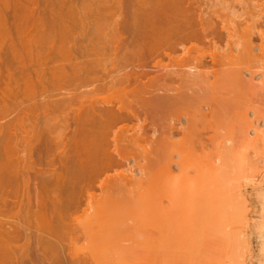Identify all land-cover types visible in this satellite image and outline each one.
<instances>
[{
  "label": "rangeland",
  "instance_id": "374dc122",
  "mask_svg": "<svg viewBox=\"0 0 264 264\" xmlns=\"http://www.w3.org/2000/svg\"><path fill=\"white\" fill-rule=\"evenodd\" d=\"M4 1V2H3ZM8 1V2H7ZM20 1V2H19ZM34 2V3H32V2ZM49 1V2H48ZM58 1V2H57ZM59 1H61V2H59ZM63 1L65 2V0H18V1H14V0H1L0 1V19H2L1 18V16L2 15H6L7 16V21H4V20H6V19H2L6 24H7V22H8V24H7V26L9 25V28L7 27V30L9 31L8 32V34H6V35H8L7 37V39L6 40H8L7 42H6V40L5 41H1V38L2 37H0V53L2 52V53H6L7 51H8V47H10V45H11V43H12V45H13V48L14 49H16L17 51H19V50H21V49H23L24 47L27 49L28 47H26V46H23V48H22V45L20 46V44L21 43H23V42H20L19 43V41H22L21 40V36H22V38H24L23 36H25V35H27V37L29 38V37H31V38H29V40H31V42H29V44L30 43H33L32 41L34 40H36V42L35 43H33V44H30L31 46H32V49H27L28 51H33L34 53V57H33V54L31 55L32 56V58L31 57H29V58H31V60L32 59H34L35 61L36 60H38V62H39V65L40 64H42L41 66H39L38 65V63H37V61L35 62L34 60V64H37V67H36V65H34L33 64V61H32V65H34L36 68H37V70L39 71H43V69H44V72L43 73H45V74H42L41 73V75H44V76H47V77H44L43 78V80L41 79V80H39L38 79V77H37V72H36V70L34 71V72H36V73H34V72H32V69L34 68V66L33 67H31V62H30V59L29 58H27V55L28 54H22V53H19L20 55H21V57H22V59H20V60H18V61H15L14 63L17 65H15V64H11L10 66H12V65H14L13 67H12V69L14 68V67H17L16 68V70L18 69V73H20V75L16 72V75H14V77H13V79H14V81H13V83H12V86H11V93H10V95L8 96V97H10V98H8V99H10V100H7L8 101V104H0V112H2L3 110V112L2 113H0V119H2V120H0V122H1V125H4V124H6L7 123V125L8 126H11V127H7L6 125V127L7 128H5V126H4V129L6 130H4L5 131V134L7 133H9L8 134V137H10L9 135H11L12 137H11V139L12 140H14V141H12L11 142V140H10V142H11V144L13 145H10L9 146V150H10V152H8V153H10V154H12L13 152V154H12V156H10V157H12L11 158V160H16V161H18L19 163H20V165H22V167H24V168H27V167H29L30 168V166H31V168L33 167V169H28V171H33V172H31V175H34V176H39L40 177V175L39 174H44V171H43V173L41 172V171H37L38 172V175H36V174H34L35 173V171L36 170H38L37 168H42L41 170H50L51 171V173L52 174H50V171H49V173H48V175L50 176H48L46 173L47 172H45V176H44V178H50V179H52V180H56V178L54 179V176L55 177H59V176H57V175H64V173H65V171H64V168H61V166L60 165H57V162H59V158H57L56 159V157L54 156V155H56V156H58V154H60L61 152V155L63 156H69V158H71V157H74V155L72 156V155H69L68 153L71 151V149L73 148V147H69V146H71V145H69L68 143H67V145H69L68 147L69 148H71V149H69L68 147L66 148V146H64V145H62L61 143L63 142L62 141V139H64L65 137H66V142H69V138L70 137H68V136H70V134H68V133H71V136H72V134H74V132H75V127H74V125H72L71 123L74 121L73 119V117H74V111H76V110H73V108L72 109H69L70 108V106H74V105H72V103H70L71 105L69 106V103H68V105L65 103V100H66V102H67V100H68V98H70L73 94H75L76 93V91L78 92V94H80L81 96H83L82 97V99H83V101H85L86 99H85V97H89V96H86V93L84 92V91H86V89H88V87H87V85H85L84 83H83V80H84V71L82 70L81 72H79L80 73V75H79V78H76L74 75L77 73V72H75V73H73V71H71L72 69V67L74 68V66H77L76 64L78 63L79 65V67H82V69H83V67L85 66V65H87V63H89L90 61H92V60H95V61H97L96 60V58L95 57H89V54L90 53H92V52H100V55H101V52L103 51V54H105L106 55V57H99L100 59V61H101V64H106V65H111L114 61H113V59L112 58H114L113 56H114V54L115 55H117L118 56V59H117V62L119 63V64H121L122 66H127V68H128V70H132L133 69V66L134 65H138V63H142L144 60L146 61V59H144V58H146L147 57V52H145L144 50V53H146V54H144L143 55V58H142V54H143V51H141V49H139L138 47L139 46H141V45H139L140 43H141V40H140V37L142 38V37H144L145 38V36H144V34H142L141 35V33H140V31L141 32H143L142 30H141V28H139V27H137V26H140L141 25V22L140 21H137V20H135V18L137 17V19H138V16H140V14H141V9H139V8H141V7H139L141 4V2L143 1V0H72V1H68V3H70V2H72V3H70V4H68V3H65V5H63ZM77 1V2H76ZM123 1L125 2V3H123ZM221 1V2H220ZM225 1H227V0H223V2H222V0H193L192 1V6H193V11H194V17H195V15H196V17L199 19V17L201 18V16H199L198 15V13H200L201 12V15L203 14L204 16L206 15V18L204 17V19H203V21L205 20L206 22L207 21H211V22H215L214 24H215V26H218L217 28L218 29H220V27L222 26V25H226L227 27L229 26H231L232 27V25H236L237 24V22L240 24H237L238 25V27H239V29L238 28H236V29H234V27H237V25L235 26H233L232 27V29H233V31L235 32V38L237 39V40H239L238 38H237V36L239 37V34H243L244 32H245V30H247L246 32L247 33H249V32H251L252 31V33H250L251 35H252V39L254 40V44L255 45H257V46H259V45H262V40L264 39V38H262L261 37V32H264V0H228L230 3V5L228 4V5H225L224 4V2ZM244 1V2H243ZM6 2V3H5ZM30 2V3H29ZM46 2H48V3H46ZM67 2V1H66ZM122 2V3H121ZM130 2V3H129ZM133 2V3H132ZM203 2V3H202ZM21 4V6H22V8H20L19 9V7H21L20 5H18V4ZM121 3V4H120ZM140 5H139V4ZM202 3V4H201ZM222 3H223V5H222ZM234 3V4H233ZM47 4V5H46ZM68 4V5H67ZM134 4V5H133ZM194 4V5H193ZM210 4V5H209ZM219 4V5H218ZM239 4V5H238ZM248 4V5H247ZM41 5V6H40ZM43 5V6H42ZM50 5V6H49ZM123 5H124V7H123ZM127 5V6H126ZM202 5V6H201ZM216 5V6H215ZM236 5V6H235ZM244 5H245V7H244ZM15 6H17V7H15ZM61 6V7H60ZM66 6V7H65ZM70 6V8L72 9H69L68 7ZM72 6H74V7H72ZM102 6H103V8H102ZM107 6V7H106ZM133 6H135L134 8H133ZM201 6V7H200ZM229 6V7H228ZM243 6V7H242ZM249 6V7H248ZM254 6H256V7H254ZM48 7V8H47ZM112 7V8H111ZM197 7V8H196ZM209 7V8H208ZM219 7V8H218ZM224 7V8H223ZM232 7V8H231ZM235 7V8H234ZM255 9H254V8ZM13 8H15V9H13ZM44 8H46V9H44ZM52 11H55L53 14L51 13V10ZM77 8V9H76ZM105 8V9H104ZM123 8H125L124 10H123ZM195 8V9H194ZM200 8L202 9V10H200ZM205 8H207V9H205ZM223 8V9H222ZM230 8V9H229ZM241 8V9H240ZM249 8V9H248ZM251 8H253L252 10L254 11V14H253V12H251L252 14H253V16H252V14L250 13V15L251 16H249L247 13H249V12H247V11H252V10H250ZM25 9V10H24ZM43 9H44V11H43ZM66 9V10H65ZM111 9V10H110ZM137 9V10H136ZM216 9V10H215ZM229 9V10H228ZM244 9V10H243ZM246 9H248V10H246ZM257 9V10H256ZM18 10V12H16ZM40 10V11H39ZM41 10H42V12H41ZM47 10V11H46ZM70 10V11H69ZM113 10V11H112ZM117 10V11H116ZM124 12V15L122 14L123 12ZM206 10V11H205ZM226 10V11H225ZM233 10H236V12L234 11L233 12V14H228L227 12H230V13H232V11ZM246 10V11H245ZM60 11V12H59ZM61 11H62V13H61ZM67 11V12H66ZM74 11V12H73ZM100 11V12H99ZM112 11V13H110ZM132 11V12H131ZM197 11H198V13H197ZM204 11V12H203ZM218 11V12H217ZM221 11V12H220ZM239 11H241V15L239 14L240 12ZM256 11V12H255ZM22 12V13H21ZM44 12V13H43ZM45 12H47V13H49V14H47V13H45ZM70 12V13H69ZM72 12V13H71ZM211 12V13H210ZM217 12V13H216ZM222 12H223V14H225V15H223L222 14ZM247 12V13H246ZM8 13V14H7ZM19 15H18V14ZM40 13H42V15L40 14ZM57 13V14H56ZM132 13V14H131ZM235 13V14H234ZM237 13V14H236ZM244 13V14H243ZM246 13V14H245ZM257 13V14H256ZM2 14V15H1ZM15 14V15H14ZM21 14V15H20ZM22 14H23V16H22ZM46 16H45V15ZM51 14L52 15H55L56 17H59V18H56L55 17V19H53V20H56V22L58 23H56L55 21H52V22H55L54 24H55V27H53L54 25H52L51 24V26H50V19H49V21H48V26H47V23H46V20H45V18H51ZM62 14V15H61ZM64 14V15H63ZM66 14V15H65ZM69 14H71L70 16H68ZM73 14V15H72ZM126 14H128L127 16H126ZM131 14V15H130ZM209 14V15H208ZM215 16H214V15ZM217 14H218V16H217ZM240 15V18H238V16ZM4 15V16H5ZM16 15L18 16V17H16ZM32 15H33V18H32ZM35 15H36V17H35ZM44 15V16H43ZM48 15V16H47ZM60 15V16H59ZM108 15V16H107ZM202 15V16H203ZM208 15V16H207ZM212 16V17H209V16ZM219 15H223V16H225L224 17V19H223V17L221 16V18L225 21H228V22H226V23H224V21L223 20H221V19H219L218 17H219ZM243 15V16H242ZM246 15H248V16H246ZM257 15V16H256ZM3 16V17H4ZM43 17V18H41V17ZM131 16V17H130ZM230 16V17H229ZM235 16H237V17H235ZM242 16V17H241ZM263 16V17H262ZM15 17V18H14ZM23 17V18H22ZM29 17V18H28ZM123 17V18H122ZM132 17H133V20H132ZM210 18V20H209V18ZM235 17V18H234ZM248 17V18H247ZM5 18V17H4ZM14 18V19H13ZM17 18H18V20L20 19V21H19V23H18V20H17ZM52 18H54V16L52 17ZM75 18V19H74ZM126 18V19H125ZM196 18V19H197ZM234 18V19H233ZM23 19V20H22ZM25 19V20H24ZM40 19H41V21L44 19L45 20V25L43 24V23H41V21H40ZM58 19H60V20H58ZM74 19V20H73ZM212 19V20H211ZM227 19H229V20H227ZM2 20H0L1 22H2ZM13 20L15 21V22H13ZM17 20V21H16ZM29 20H30V22H29ZM37 20V21H36ZM66 20V21H65ZM218 20H219V23H221L222 22V24H218ZM221 20V21H220ZM235 22H233V21ZM10 21V22H9ZM38 21H40V22H38ZM59 21V22H58ZM130 21H131V23H130ZM133 21H135V23L133 22ZM204 21V22H205ZM233 22V23H231V25H230V22ZM237 21V22H236ZM244 21V22H243ZM65 22V24H62V23H64ZM68 22V23H67ZM137 22H139L140 23V25L139 24H137ZM12 23H15V24H12ZM19 25H18V24ZM24 23H25V25H24ZM30 23V24H29ZM62 25H61V24ZM250 23V24H249ZM254 25H253V24ZM4 23H2V25H3ZM12 24V25H11ZM16 24H17V27H16ZM27 24V25H26ZM132 24H134V25H132ZM259 24V25H258ZM11 25V26H10ZM20 25H22V26H20ZM31 25H32V27H31ZM59 25V26H58ZM66 25V26H65ZM119 25H121V26H119ZM130 25H131V27H130ZM137 25V26H136ZM224 25V26H225ZM13 26H15V27H13ZM28 26H30V27H28ZM57 26V27H56ZM244 26H245V28H244ZM252 28H250V27ZM18 27H21V28H19V29H23V30H20L21 32H17L18 30H16ZM27 27V28H26ZM33 27H34V29H33ZM45 27V28H44ZM77 27V28H76ZM140 27H142V26H140ZM230 27V28H231ZM246 27H248V29H246ZM253 27H254V29H253ZM257 27V28H256ZM1 28H2V26H1ZM44 28V29H43ZM56 28V29H55ZM63 29V30H61V29ZM66 28V29H65ZM240 28H244V30H242V29H240ZM29 29V30H28ZM38 29V30H37ZM131 29V30H130ZM137 29H139L140 31H138ZM257 29H259V30H257ZM1 30H2V32H1ZM0 30V33H1V35L3 34V29H1ZM24 30H25V32H24ZM34 30V31H33ZM45 30V31H44ZM55 30V31H54ZM58 30V31H57ZM125 30V31H124ZM132 30H134V31H132ZM237 30H242L241 32H239V31H237ZM255 30V31H254ZM261 30H263V31H261ZM31 31V32H30ZM34 33H33V32ZM43 31V32H42ZM54 31V32H53ZM138 31V32H137ZM232 31V33H233V35H234V32ZM236 31H237V33H236ZM244 31V32H243ZM249 31V32H248ZM254 31V32H253ZM257 31V32H256ZM260 31V33H259V35H258V32ZM7 32V31H6ZM10 32H11V34H10ZM23 32V34L21 35V33ZM65 32V33H64ZM131 32V33H130ZM133 32V33H132ZM238 32H239V34H238ZM243 32V33H242ZM246 32L244 33V34H246ZM5 33V32H4ZM24 33H25V35H24ZM29 33V34H28ZM30 33H32V34H30ZM55 33V34H54ZM140 33V34H139ZM255 33V34H254ZM10 34V35H9ZM62 34H63V37H62ZM6 35H2L3 37L4 36H6ZM20 35V36H19ZM44 35V36H43ZM66 35V36H65ZM72 35V36H71ZM140 37H139V36ZM254 35V36H253ZM256 35V36H255ZM262 35H264V34H262ZM42 36V37H41ZM50 36V37H49ZM53 36V37H52ZM258 36H260V37H258ZM26 37V38H27ZM35 37V38H34ZM44 37V38H43ZM52 37V38H51ZM138 37V38H137ZM264 37V36H263ZM9 38H11L10 40H9ZM28 38L25 40V38H24V44H26L27 42V40H28ZM37 38V39H36ZM56 38V39H55ZM66 38V39H65ZM143 38V39H144ZM33 39V40H32ZM143 39H142V41H143ZM236 39H234L233 40V42H232V40H231V42H230V46H231V43H233L234 44V41H235V43H237L236 42ZM3 40V39H2ZM13 42H12V41ZM38 40V41H37ZM68 40V41H67ZM132 40V41H131ZM136 40V41H135ZM140 40V41H139ZM11 41V42H10ZM46 41V42H45ZM55 41V42H54ZM64 41V42H63ZM66 41V42H65ZM126 41V42H125ZM137 41H139V42H137ZM257 41V42H256ZM39 42V43H38ZM127 42H129V43H127ZM131 42H132V44H131ZM263 42H264V40H263ZM5 43V44H4ZM38 43V44H37ZM59 43V44H58ZM63 43V44H62ZM66 43V44H65ZM225 43H227V42H223V41H221L220 42V44H218V46H220V47H218L217 49H214V51H213V49H208L209 47H208V45L207 44H204V46L202 45V44H199V45H201V46H199L198 47V51L197 50H194V52H192L191 53V56H194V57H197V56H199V54L201 55V53H202V55L204 54H206L207 56H209L210 57V54L212 53H214L216 56H218V57H221L224 61H225V65L227 66V68H229L230 70L232 69V70H236V68L237 69H239L241 66V68H243V72L241 71V73L243 74L242 75V77L245 79V83H244V85L243 86H241L240 84H239V86H238V83H237V81H236V79L235 78H232L237 72L236 71H234V73L235 74H232L233 73V71L231 72V71H228L229 73H230V75H233V76H230L229 75V73H228V75H229V77L227 76V77H225V78H223L222 80L220 79V81L219 80H214L213 78H211L210 77V83H211V85L209 86L210 88H211V92L210 91H207V89H206V91L205 92H207V98H205V97H203V95H204V93H203V95L201 96L203 99H200L202 102H205V104L207 103L206 101H208V100H205V99H209L210 100V98H213V97H215V95H216V93L215 92H219V91H221V90H223V87H224V89H225V91L228 93V90H231V91H234V92H232L231 93V91H229V93H228V95H227V93H225V91H221V92H219V93H217V94H220V95H216V96H220L219 98H221V97H227V98H230V100L232 101H234L235 102V100H238V99H240V100H238L239 102L240 101H245L247 98H248V100H247V102L245 101L243 104H242V102L240 103L241 104V106L243 105V106H245L244 104H248V107H246V109H248V112H250V113H248L247 112V114H246V111H245V108H241L242 109V111L241 110H238V108L237 107H239V109H240V106L239 105H236L235 106V108H237V110L238 111H236V113H235V111L234 110H232V111H234L233 112V114H231L230 116L229 115H224V117H223V115L222 116H218V113L216 112V110H215V112L213 111L212 112V114L214 113H217V115L215 114V116H214V118L212 117V115L210 116V118H212V120H210V118H204V119H202L201 120V122L199 123V125H198V129H194V134H191V131H192V129H193V127H192V129H191V131H190V133L189 132H187V136H188V133L190 134L189 136H191L190 137V139H189V143H191V145L190 144H188V143H186V142H180V139H181V137H182V135L180 134V135H176V136H178V138L176 137L174 140L175 141H177V140H179V141H177V145H179L178 146V148H177V145H174V146H171V147H169V148H164L163 149V151H162V153L163 154H165V152H167L166 154H165V156L166 157H171L172 156V158H173V160H174V157H175V160L174 161H177L179 158H181V157H187L188 158V160L190 159V161H188V163H186V165H185V167H183V169H182V172L180 173V171L175 167V168H172V170L174 171V173L176 174V177H172V178H166V181L164 182V183H162L161 185H159V186H157V184H156V181L160 178V175L162 174V172L165 170L164 168H166V167H168V166H166V163H165V161H163L162 160V158H163V156L161 157V159L159 160H157V159H155L154 160V158H152V153H153V151L151 150V144H150V142L152 141V136L153 135H155L153 132H151V129H148L149 127L147 126L146 127V125H148V124H150L149 123V121H150V119H148V121L146 122H144V120L142 121L141 120V122L142 123H144L143 124V126L141 125V127H140V124H142L141 122H140V124H139V122H134V123H136L135 124V126L137 125V124H139L138 125V131H140V129H139V127L142 129V127H144V125H145V127L146 128H143L144 130L145 129H147L146 131H148V134H146L147 136L148 135H150V132H151V141H150V138L148 137V141L147 140H143V142L141 143L140 142V144L138 143L137 145H135V146H132V147H129V149L126 151L125 149H122V150H124L125 151V153L126 152H128V155L131 153V154H136V155H134V157L135 156H137L138 158H139V166H136V163H138V162H136L135 164H133V161H132V163L130 164V165H123V166H120L119 168H115V170L114 171H116L115 173H117V176L119 177V173L121 174V171H123V169H124V171L126 170V168H127V170L126 171H129L128 172V174L129 173H131V171H130V169L133 171L132 172V174H130V175H128L127 173H126V171H125V175L124 176H130V178H132V180L130 181V183L128 182L127 184V186L124 188V190H127V192L126 191H124L123 190V192H122V189H123V187H122V189H118V186H119V184H118V182H112V184H111V182H110V186L108 187V188H104L103 190L102 189H100V187L98 188V189H100V190H97V188H95V196H97V197H95V200H94V196L92 197L93 198V200H90V198H91V196H92V194L94 193V190H91L90 191V193H88L89 195H90V198H89V200H86L84 197V201L83 202H85L83 205H81L82 206V210L80 209V211H79V208H78V213H75V215H74V213L73 214H70V218H69V215H68V213H66V215H68V220H70V222H71V218H72V216L71 215H74V217L72 218V219H74V218H80L79 219V221H83V223H80L81 225H86V226H83V227H85V228H83L82 229V227H81V225L80 224H77L78 226H80V228H78L77 227V225L75 224V226H73V224L75 223V222H73V224L72 223H70V222H68V221H63L62 219H66V217L64 218L62 215H64V214H62V212H61V217L59 216L58 218L61 220V222H63V223H61V222H59V220H58V218L57 219H55V220H57V221H51L52 219H50V220H48L49 219V217H48V222L49 221H51L52 223H47V222H43L44 220H46V216H45V211H43V212H41L42 210H40L39 208L40 207H38L37 208V202H38V199H36V198H39L40 197V195H41V197L43 196V197H45V192H46V190H44L45 188H47V190L51 187H49V186H47L46 187V185L47 184H44V178H43V183H41L40 181H41V179L38 177H31V175H30V173H29V176H27V177H24V181L26 182L25 183V185H26V187H28V189L27 188H24L25 187V185H22V181H20V179L22 180L23 178L21 177L18 181V183H16L15 185H13L14 187L15 186H18V188H16L18 191H16L15 190V188L13 187V188H11V185L12 184H8V185H6V187L7 188H4V191L5 190H7L8 188V190H7V192H13L14 190H15V192H18V193H15L16 194V196L18 195V194H20V196L18 195L17 196V198H15L16 196H15V194H13L14 196L12 197V196H10V197H12L10 200L12 201V202H18L19 203V205H16V207H11V208H8V209H4V208H0V212L2 213V215H4V217L3 216H1L0 217V221H3L2 223L4 224V229H3V226L1 225L0 226V236H1V231L3 232V231H5L4 233H11V232H19V238L17 239V240H15L14 241V243L12 242V244L10 245V244H8L9 245V247H10V249H12L11 251H9L10 252V255H8L7 254V256H6V254L4 255V251L2 250H0V255L2 254V252H4L2 255H1V258H0V264H264V231H259V230H257L255 227H257L258 226V224L260 225L261 223H264V216H263V213H262V209L264 208V136H263V134H262V132L264 131V121H263V119H264V102H261V108L258 106V105H256L254 102H253V98H255V99H260L259 97L258 98H256V93H252L251 91L253 90V88H250L249 86L250 85H253L254 87H256L257 88V90H258V92H263L264 91V80H262V79H264V53H261L258 49V52H256V50H255V53H254V56H255V54L256 55H258V54H261V55H263L262 57H257V56H255V59L256 58H258V59H256L255 61L252 59V61H251V64L253 65H250V63L249 62H246V56L245 55H243L241 52H239L240 53V55L242 54V57L240 56V55H238V56H240V57H238L237 56V54H239L237 51L239 50V51H241L239 48H234L235 46H237V44H235V46H233L232 45V48H233V50L232 51H234L233 53H231V52H229L230 51V47H228V48H226L227 47V44H226V46H225ZM17 44V46H15ZM23 44V45H24ZM28 44V43H27ZM112 44V45H111ZM222 44V45H221ZM238 44H239V41H238ZM29 45V47L31 48V46ZM37 45V46H36ZM50 45H52V46H55V47H52V46H50ZM134 45V46H133ZM207 45V46H206ZM8 46V47H7ZM64 46H66V48L64 47ZM6 47V48H5ZM19 47H20V49H19ZM43 47V48H42ZM47 47V48H46ZM51 47V48H50ZM69 47V48H68ZM114 47V48H113ZM201 47V48H200ZM205 47V48H204ZM3 48V49H2ZM52 49V48H55V49H58V52L59 53H57L56 51H55V53L53 54V55H55L53 58V61L55 62V61H57V62H55V63H53V61H52V59H51V61H49L50 60V58H48L46 61H44L45 59H44V56L47 54L46 52H49V50L48 49ZM62 48V49H61ZM64 48L65 49H67V50H71L72 48H74L76 51L75 52H73L72 50H74V49H72L71 50V52H69L68 53V55L67 54H65L66 52V50H64ZM112 48V49H111ZM231 48V49H232ZM26 49H25V51H26ZM44 51H43V50ZM116 49V50H115ZM121 50V52H119L120 50ZM135 49V50H134ZM227 49H229L228 50V55H226L225 54V51H226V53H227ZM48 50V51H47ZM112 50V51H111ZM114 50H115V52H114ZM134 50V51H133ZM137 50V52H135ZM203 50V51H202ZM207 50V51H206ZM211 52H209V51ZM215 50H216V52H218V53H215ZM22 51H24V49L22 50ZM38 51H41V52H39L40 53V55L41 54H43V55H39V53H38ZM118 51V52H117ZM197 51V52H196ZM206 51V52H205ZM35 52H37V56L39 57V58H37V56H36V54H35ZM44 52L46 53V54H44ZM61 52L63 53V52H65V53H63V54H61ZM135 52V53H134ZM139 52V53H138ZM195 52H196V54H195ZM207 52H208V54H207ZM260 52V53H259ZM1 53V54H2ZM28 53V52H27ZM72 55H71V54ZM132 53H134V55H135V57H134V55L132 54ZM199 53V54H198ZM210 53V54H209ZM220 53V54H219ZM221 53H224V54H221ZM234 53H237V54H234ZM50 54V53H49ZM59 54V55H58ZM65 54V55H64ZM113 54V55H112ZM198 54V55H197ZM231 54H233L234 56H235V58H236V56L238 57L237 58V61H236V59L234 60L233 58H234V56L232 55V57L230 56L229 57V55H231ZM73 56L72 58H71V56ZM92 56H93V54H91ZM108 55H110V56H108ZM112 55V56H111ZM121 55V57H122V59H119V58H121V57H119ZM138 55H140V56H138ZM179 55V56H178ZM183 55L184 56V54H183V52H179L176 56H178L180 59H182V57L181 56ZM47 56V55H46ZM45 56V57H46ZM49 56V55H48ZM64 56H65V58H64ZM88 56V57H87ZM133 56V57H132ZM137 56V57H136ZM205 57V61H204V63H206L205 64V66H207V67H210V68H215V69H217L215 66H217V64L215 65L214 63H213V61L211 60L212 58L210 57ZM258 56H260V55H258ZM36 57V58H35ZM51 57V58H52ZM70 57V58H69ZM111 57V58H110ZM139 57V58H138ZM141 57V58H140ZM250 56H248L247 57V61H249V58ZM63 58H64V60H63ZM74 58H76V59H74ZM108 58V59H107ZM110 58V59H109ZM231 58V60H229V59ZM243 58V59H242ZM69 59V60H68ZM71 59H72V61H71ZM106 59V60H105ZM179 59V60H180ZM219 59V58H218ZM239 59V60H238ZM245 59V60H244ZM262 59V60H261ZM76 60V61H75ZM98 60V64H99V61ZM138 60V61H137ZM143 60V61H142ZM178 60V61H179ZM240 60H242V61H240ZM257 60H259V63H258V61ZM12 61V60H11ZM45 63H44V62ZM66 61V62H65ZM68 61V62H67ZM111 61H113L112 63H111ZM137 61V62H136ZM139 61H142V62H139ZM228 61V62H227ZM233 61H236V62H234L233 63ZM240 61V62H239ZM261 61V62H260ZM13 62V61H12ZM47 62V63H46ZM240 63V65H238L237 63ZM241 62H242V64H241ZM49 63V64H48ZM144 63H146V62H144ZM163 63H165V65L167 66V64H169V61L168 60H166L165 59V61H163ZM245 63V64H244ZM257 65V66H255V64ZM258 63V64H257ZM21 64H23V65H25V66H23L22 67V65ZM134 64V65H133ZM212 64H213V67H212ZM238 65V66H236V65ZM249 64V65H248ZM45 65V66H44ZM72 65V66H71ZM164 65V64H163ZM235 65V66H234ZM246 65H248V66H250L251 67V70H252V72H251V74L252 75H250V70H248V69H250V67L248 68V66H246ZM261 65V66H260ZM70 66H71V68H70ZM263 66V67H262ZM231 67V68H230ZM245 67H247L248 69H246ZM255 67V68H254ZM259 67L260 68H262V70L261 69H259ZM21 68H23V70H24V75L22 76L21 75ZM58 70H57V69ZM213 68V69H214ZM254 68V69H253ZM257 68V69H256ZM11 69V68H10ZM11 69V71L12 72H15V70L13 71ZM26 69H27V71H26ZM46 69V70H45ZM49 69H51V73L53 74V73H56L55 71L57 70V73H56V76L54 77V82H55V87H51V82H47V81H51V80H53V78H51V74L49 73V71H47V70H49ZM219 69V68H218ZM255 69H256V71H255ZM241 70V69H240ZM239 70V71H240ZM257 70L259 71V72H257ZM20 71V72H19ZM52 71H54V72H52ZM238 71V70H237ZM255 72V75H254V72ZM29 72H32V73H30L29 74ZM162 73H164V72H162ZM258 73V74H257ZM15 74V73H14ZM40 74V73H39ZM47 74H49V75H47ZM257 74V75H256ZM19 75V76H18ZM39 76V77H41L42 78V76ZM32 76H33V78H37L36 80H34L35 82H37L36 84H39L38 86H34V90H33V87L32 88H30V86L32 85L31 84V82H34L33 81V78H32ZM253 76V78H251ZM18 77V78H17ZM49 77L51 78V80H48L49 79ZM231 77V78H230ZM235 77V76H234ZM263 77V78H262ZM46 78H47V80H46ZM229 78V79H228ZM249 78H251V80H252V82H251V80L248 82V84H247V80L249 79ZM258 78V79H257ZM30 79H32L31 80V82H30ZM77 79H80V80H77ZM187 79V78H186ZM190 79H193V78H190ZM46 80V81H45ZM183 80H185V75H184V77H183ZM188 80H189V78H188ZM193 80H195V79H193ZM192 80V81H193ZM186 82H187V80H185ZM196 81H199V79L198 80H196ZM195 81V82H196ZM215 81V82H214ZM218 81V82H217ZM261 81V83H262V81H263V84L261 85V87L260 86H258V85H260V82ZM29 82H30V84L31 85H29V88L28 87H26L25 88V86H26V84H29ZM35 82H34V84H35ZM145 82H146V80H145ZM179 81L177 80V83L175 84V85H177V84H180V82L178 83ZM190 82H191V80H190ZM200 83H201V81H199ZM215 84H214V83ZM250 82H251V84H250ZM257 83V85H256V83ZM26 83V84H25ZM47 83H49V85H47ZM53 83V82H52ZM192 83V82H191ZM190 83V84H191ZM193 83H194V81H193ZM217 83V84H216ZM188 84H189V81H188ZM222 84H224V85H222ZM243 84V83H242ZM250 84V85H249ZM255 84V85H254ZM15 85V86H14ZM229 85V86H228ZM23 86V87H22ZM50 86V87H49ZM53 86V85H52ZM216 86V87H215ZM221 86V87H220ZM231 86H233V87H231ZM238 86V87H237ZM248 86V91H247V88H246V90H244L243 91V89H245V87H247ZM242 87H244L243 89H242ZM52 88H54V89H52ZM57 88V89H56ZM186 88H187V86H186ZM191 88V87H190ZM190 88L188 89V90H190ZM193 88H196V86H194ZM230 88V89H229ZM233 88V89H232ZM240 88V89H239ZM263 88V89H262ZM29 89V90H28ZM30 89H32L33 91H31ZM187 89H185L184 90V92H189V91H186ZM218 89V90H217ZM237 89V90H236ZM252 89V90H251ZM210 90V89H209ZM31 91V93H29V92ZM245 91H247V93H244ZM50 92V93H49ZM147 92V90L146 89H144V88H142V90H141V93L140 94H142V95H140V94H138V96L140 95V96H142V97H147L146 96V93ZM255 92V91H254ZM26 93H28V94H26ZM83 93H84V95H83ZM114 93V92H113ZM223 93H225L224 95H222ZM46 94V95H45ZM115 94V93H114ZM211 94V95H210ZM213 94V95H212ZM44 95H45V97H44ZM87 95H90L89 93H87ZM103 95V96H102ZM111 94H110V92L109 93H107V92H105V94H101L99 97L100 98H111V96H110ZM206 95V94H205ZM209 95V96H208ZM233 95V96H232ZM80 96V97H81ZM102 96V97H101ZM112 96H113V94H112ZM139 96V97H140ZM212 96V97H211ZM230 96V97H229ZM6 98V99H7ZM35 98V100H33ZM61 98H62V101H61ZM112 98H114V96L112 97ZM111 98V99H112ZM236 98V99H235ZM5 99V98H4ZM6 99H5V101H6ZM50 99H52V103H53V105H54V103H60L59 105H56V106H54V107H56V108H54L53 106V109L51 110V108L49 109V107L48 106H45V103L47 102V105H49L50 106V103L48 102V100H50ZM82 99H81V101H82ZM0 102H2L3 101V99L1 98V95H0ZM32 100V101H31ZM106 100H108V99H106ZM110 100V99H109ZM204 100V101H203ZM6 101V102H7ZM45 102V103H42V102ZM54 101H56V102H54ZM81 101H79V102H81ZM211 101L213 102V101H215V100H210L209 101V103H210V105H212V103H211ZM233 101H232V103H233ZM248 101H249V103H248ZM36 103V104H34L35 106H37L38 108L36 109V108H34V105H33V108H32V113L31 112H29L30 110H29V108H30V104L32 103ZM216 102V101H215ZM215 102H213V105L212 106H207V107H211V108H207L206 109V105H204V107H205V110L207 111H204V113H209L210 114V111L209 110H211L212 108H214L215 107V105H217L218 106V104H215L214 105V103ZM5 103V102H4ZM44 104V105H43ZM78 104V103H77ZM82 105V103H79V105ZM246 104V105H247ZM7 106L6 108H5V106ZM78 105V106H79ZM80 105V106H81ZM58 106V107H57ZM87 106V105H86ZM203 106V105H202ZM231 106V105H230ZM3 107V108H2ZM44 107V108H43ZM48 107V108H47ZM67 107H69V108H67ZM180 107L181 106H177L176 107V109H178L179 108V110H177V111H175L177 114L176 115H181L182 117H184L185 119H188V117H191V115H192V113H193V115L195 114L194 112H192V111H190L191 113V115L189 114V113H187V114H185L188 110H187V108H184L183 109V106L181 107L182 109H180ZM47 108V109H46ZM77 108V106L76 107H74V109H76ZM79 108V107H78ZM230 108H233V106L232 107H230ZM234 108V109H235ZM5 109H6V111H5ZM36 109V110H35ZM46 109V110H45ZM50 111H49V110ZM69 109V110H68ZM204 109V108H203ZM34 110V111H33ZM49 112H48V111ZM70 110H72V111H70ZM175 110V109H174ZM187 110V111H186ZM231 110V109H230ZM36 111V112H35ZM38 111V112H37ZM52 111V112H51ZM226 111H227V109H226ZM240 111V112H239ZM245 111V112H244ZM7 112V113H6ZM48 112V113H47ZM70 112V113H69ZM175 112H174V114H175ZM228 112H230V111H228ZM243 112V113H242ZM35 113V114H34ZM68 113V114H67ZM73 114V116H72V114ZM222 113H224V112H222ZM227 113V112H226ZM231 113V112H230ZM253 113H256V114H253ZM29 114H31L32 116H35V115H37L38 116V118H37V116H35V117H32L31 115H29ZM183 114H185L184 116H183ZM188 114H189V116H188ZM208 114V115H209ZM213 114V115H214ZM238 114V115H237ZM242 115V118L243 119H241V115ZM250 114V118H248V119H252L253 121H254V123H253V125L254 126H256L257 127V125H258V127L256 128L255 127V129H257L258 131H260V132H256V131H254L252 128L250 129V128H244V127H240V129L245 133H242V136H238L237 134H235V133H237L236 131V129L238 128V126L236 125V123L234 122V120H235V118H236V120H244L245 119V117H243V116H246V117H248V115ZM28 115V116H27ZM48 115V116H47ZM76 115V114H75ZM186 115L188 116V117H186ZM239 115H240V117H239ZM253 115V116H252ZM30 116H31V118H30ZM68 116H71L70 117V120H73V121H70L68 118ZM195 116H196V114H195ZM195 116L193 117V118H195ZM217 116V118H215ZM232 116H235V117H233L232 118ZM76 117V116H75ZM181 117V118H182ZM220 117H223L222 119L220 118ZM228 117L229 118H231V119H229V121H228ZM5 118V119H4ZM34 118V119H33ZM192 118V119H193ZM31 119H32V121H31ZM190 119V118H189ZM217 119V120H216ZM223 119L224 120H226V121H223ZM34 120V121H33ZM210 120V121H209ZM68 121H70V124H69V122ZM219 121V122H218ZM223 121V122H222ZM256 121V122H255ZM260 121V122H259ZM32 122V123H31ZM184 122H186V121H184ZM226 122V123H225ZM197 123V124H198ZM216 123V124H215ZM218 123V124H217ZM229 123V124H228ZM31 124V125H30ZM33 124V125H32ZM74 124V123H73ZM131 124H133V123H131ZM202 124V125H201ZM210 124H211V126H210ZM256 124V125H255ZM0 125V126H1ZM68 125H70L71 127H72V129H69V128H71L70 126H68ZM134 125V124H133ZM133 125H132V127H133ZM220 125V126H219ZM227 125V126H226ZM261 125V126H260ZM150 126V125H149ZM195 126H197V125H195ZM194 126V127H195ZM202 126V127H201ZM213 126V127H212ZM226 126V127H225ZM259 126H260V128H259ZM2 127V126H1ZM27 127V128H26ZM30 127H33L32 129L30 128ZM131 126H130V129L132 128ZM28 128H30V129H28ZM137 129V126L136 127H134V129ZM204 130H203V129ZM211 128H212V130H214V131H212L211 130ZM219 128V129H218ZM254 128V127H253ZM263 128V129H262ZM135 129V130H136ZM260 129V130H259ZM8 130V131H7ZM12 130H15L14 131V133H13V131ZM25 130V131H24ZM72 130V131H71ZM132 130V129H131ZM144 130H142L143 132H144ZM196 130V131H195ZM200 130V131H199ZM254 132H253V131ZM10 131V132H9ZM133 131L134 130H132V132H130V134L132 135V133H133ZM137 131V133H139ZM216 131V133H214ZM221 131L224 133V137H223V133H221ZM28 132V133H27ZM135 132V131H134ZM141 132V131H140ZM13 133V134H12ZM5 134H4V136H5ZM14 134H16V136L14 135ZM65 134H66V136H65ZM67 134H68V136H67ZM200 134L202 135V136H200ZM209 134L210 135H212L211 136V139H213V142H210V136H209ZM216 136L217 135V137H215L214 135ZM222 134V135H221ZM29 135V136H28ZM197 137V135H198V137L202 140V138H203V140L201 141L202 143L200 144L199 142H197L196 141V139L198 138H196V139H194V137L195 136ZM65 136V137H64ZM206 136V137H205ZM227 138H226V137ZM7 137V138H8ZM14 137V138H13ZM73 137V136H72ZM202 137V138H201ZM209 137V138H208ZM219 137V138H218ZM16 138V139H15ZM68 138V139H67ZM189 138V137H188ZM188 138H187V142H188ZM216 138V139H215ZM0 139H2V138H0ZM10 139V138H9ZM8 139V140H9ZM145 139V138H144ZM195 141H193V140ZM200 139H199V141H200ZM220 139V140H219ZM190 140H191V142H190ZM206 140V141H205ZM224 140V141H223ZM231 140V146L230 145H228V143H229V141ZM236 140V141H235ZM65 141V140H64ZM71 141V140H70ZM154 141V140H153ZM152 141V142H153ZM186 141V140H185ZM263 141V142H262ZM181 144H179V143ZM15 143V144H14ZM72 143V142H71ZM70 143V144H71ZM149 143V144H148ZM185 144V145H183L182 146V144ZM205 143V144H204ZM213 143V145H211ZM223 143L226 145L227 144V146H229V148L228 147H226L225 145L223 146ZM233 143V144H232ZM57 144V145H56ZM63 144H65V143H63ZM192 144H193V146H192ZM207 144V145H206ZM14 145H15V147H14ZM56 145V146H55ZM187 145V146H186ZM190 145V146H189ZM199 145V146H198ZM202 145V146H201ZM215 145V146H214ZM64 146V147H63ZM186 148H185V147ZM206 146H207V148H206ZM209 146V147H208ZM221 146V147H220ZM57 147V148H56ZM139 147V148H138ZM141 147V148H140ZM173 147V148H172ZM188 147V148H187ZM194 147V148H193ZM204 149H203V148ZM211 147V148H210ZM224 147V148H223ZM15 148V149H14ZM64 148H66V150L64 149ZM138 148V149H137ZM174 149V152H176V148H177V150H179L180 148H183V149H180V150H182V153L181 152H178L179 154H176V153H172V151H171V149ZM196 148H198V149H196ZM215 148V149H214ZM217 148H218V152H217ZM0 151L1 152H3L2 151V148L0 147ZM14 149V150H13ZM35 149V150H34ZM44 149H46V151H44ZM51 149V150H50ZM54 149V150H53ZM69 149V150H68ZM133 149V150H132ZM144 149V150H143ZM192 149V150H191ZM193 149H195V150H197V151H199L200 153H204V155H202L201 154V156H198V153L199 152H196L195 150H193ZM219 149H221L220 151H219ZM227 149L228 150H230L229 152H228V155H229V158L231 159V161H230V159L228 158V159H226L225 158V156H226V153H224L225 152V150L227 151ZM32 150V151H31ZM34 150V151H33ZM48 150H50L51 151V153H53V151L56 153H54V155L53 154H51V153H49L48 152ZM65 150V151H64ZM68 150V151H67ZM148 150H151L152 152H151V154H150V152L148 153ZM179 150V151H180ZM202 150V151H201ZM37 151H39V152H37ZM43 151V152H42ZM64 151V152H63ZM68 153H67V152ZM72 151H73V149H72ZM72 151H71V153L70 154H73L72 153ZM139 151V152H138ZM145 151V152H144ZM194 151V152H193ZM204 151V152H203ZM213 151V152H212ZM0 152V153H1ZM35 152V153H34ZM49 153L48 155H47V153ZM73 152H75V151H73ZM148 153V156H149V158H150V161H148V157L146 156L145 157V155H147V153ZM195 152L197 153V154H195ZM223 152V155H225L224 157H219V156H221L222 154L221 153ZM16 153V154H15ZM31 153L32 154V156H31V154L29 155V154ZM34 153V154H33ZM37 153V154H36ZM39 153V154H38ZM44 153H45V156H44ZM58 153V154H57ZM63 153H65V154H63ZM66 153L68 154V155H66ZM76 153V152H75ZM170 153V154H169ZM199 153V154H200ZM206 153V154H205ZM2 154V156L4 157V158H6V157H8V156H4L3 155V153H1ZM1 154H0V157H1ZM10 154H7V155H10ZM127 154V153H126ZM217 154V155H216ZM221 154V155H220ZM27 155H28V158H27ZM34 155V156H33ZM76 155V154H75ZM139 155V156H138ZM151 155V156H150ZM175 155H177V157L175 156ZM207 155V156H206ZM219 155V156H218ZM222 155V156H223ZM48 156H50V157H48ZM52 156V157H51ZM64 156L61 158L62 160H64L65 158H64ZM164 156V157H165ZM217 156V158H215ZM3 157H1L0 159V161H2V162H4V158ZM9 157V158H10ZM17 157V158H16ZM44 157H45V159H47V163L49 162V160L50 159H53V157H55V159H53V160H55V161H57L56 162V164H52V161H51V163H49V164H52V165H50V167H48V165H47V163H44L42 160H44ZM61 157V156H60ZM76 157V156H75ZM201 157V158H200ZM205 157V158H204ZM210 157V158H209ZM231 157H233L234 159H236L238 162H237V164H239L240 165V167H241V172H240V174L239 175H241V178L242 179H240V181H238V184H239V186L238 187H240V190L242 191H240L239 190V188H236L237 187V185H235L234 183H235V180H233V178H234V176L233 175H235L234 173H233V175H229V174H227L228 172H227V169L225 170V169H223L222 168V166H223V163H224V165H226L227 163H229L232 167H233V160L234 159H232ZM2 158H3V160H2ZM14 158V159H13ZM29 158L31 159V160H29ZM39 158V159H38ZM48 158H50V159H48ZM66 158H68V157H66ZM203 158V159H202ZM223 158H225V159H223ZM72 160H74L75 158H71ZM71 159H68L69 161L71 160ZM143 159H145V161H143ZM151 159H153L152 161H151ZM215 160L216 161V163H214L213 161H211V160ZM219 159V160H218ZM221 159H223V160H221ZM10 160V161H11ZM15 160H14V162H15ZM25 160H26V162H25ZM28 160V161H27ZM75 160H77V158L75 159ZM157 160V161H156ZM228 160L230 161V162H228ZM254 160V161H253ZM6 161H8V160H6ZM29 161H31V162H29ZM41 161L43 162L42 164H45V165H47V167H48V169L46 168V166H44V165H41ZM54 161V162H55ZM68 161V162H69ZM140 161H141V163H140ZM220 161H222V162H220ZM227 163H226V162ZM33 162H35V163H33ZM61 162H63V161H61ZM66 162H67V159H66ZM77 162H78V160H77ZM146 162H148L147 164H146ZM151 162H153V168H151L150 169V167H152V164H151ZM159 162V163H158ZM218 162L219 163H221V164H218ZM1 163V162H0ZM63 163H65V162H63ZM70 163V162H69ZM68 163V164H69ZM74 164H75V162H73ZM157 163V164H156ZM251 163V164H250ZM256 163V164H255ZM27 164V165H26ZM33 166H32V165ZM67 164V163H66ZM142 164V165H141ZM151 164V166L149 167V165ZM228 164V165H229ZM24 165V166H23ZM30 165V166H29ZM37 165V166H36ZM55 165V166H54ZM64 165V164H63ZM70 165V164H69ZM77 165V164H76ZM76 165H74V167H76ZM140 165H141V169H142V171H141V169H140ZM219 165V166H218ZM221 165V166H220ZM228 165H226L225 167H228ZM254 165H256V166H254ZM26 166V167H25ZM60 166V167H59ZM65 166H67V165H65ZM64 166V167H65ZM70 166H73V165H70ZM143 166L144 167H146V166H148L149 167V169H147V170H149V171H147L146 170V168L145 169H143ZM230 167V166H229ZM21 168V167H20ZM67 168H69L68 166H67ZM71 168V167H70ZM69 168V169H70ZM135 168V169H134ZM222 168V169H221ZM36 169V170H35ZM59 169V170H58ZM62 171H64V172H62ZM68 169V170H69ZM137 169V170H136ZM138 169H139V171H138ZM223 170V171H226V173L224 174L221 170ZM21 170L23 171L24 169L23 168H21ZM26 170V169H25ZM71 171H74V169L72 168V169H70ZM144 170V171H143ZM53 171V172H52ZM75 171H76V169H75ZM229 171V170H228ZM231 171V170H230ZM230 171H229V173H230ZM234 171V170H233ZM25 172H27V171H25ZM41 172V173H40ZM57 173V175L55 174V173ZM113 172V171H112ZM137 172H139V174L140 173H142V175L140 174V176H139V174L137 173ZM219 172H221L220 174H219ZM232 172V171H231ZM109 174H107V173H104V174H107V175H113V174H115L114 172L113 173H110V172H108ZM134 173V174H133ZM135 173H136V175H137V178L135 177L136 175H135ZM75 174L76 173H74V175L73 176H75ZM222 174V175H221ZM231 174V173H230ZM51 175H53V177L51 178ZM106 175V176H107ZM132 175H133V177H132ZM144 175V176H143ZM217 175H219V176H217ZM221 175V176H220ZM223 175H225L226 176V178H225V176H223ZM237 176V178L239 177L240 178V176ZM26 176V175H25ZM70 176H72V174L70 175ZM77 176H78V174H77ZM102 176H103V174H102ZM115 176V175H114ZM116 176V177H117ZM122 176H123V174H122ZM142 176V177H141ZM216 176V177H215ZM223 176V177H222ZM227 176H230V178H231V181H230V179H229V177H227ZM231 176H233V177H231ZM29 177L31 178V179H29ZM63 177V176H62ZM66 177V176H65ZM101 177V176H100ZM105 177V175L103 176V178ZM107 177H109V176H107ZM106 177V178H107ZM121 177V176H120ZM141 177V178H140ZM221 177V178H224V179H222L223 181H221L219 178ZM70 178V177H69ZM76 177H74V181L76 180V182H77V178L75 179ZM105 178V179H106ZM130 178L128 177V179L130 180ZM143 178V179H142ZM216 180H215V179ZM229 179L228 181L226 180V179ZM236 178V176H235V178L234 179H237ZM27 179H29V180H27ZM37 179H39V181L37 180ZM49 179V180H50ZM59 179V178H58ZM68 179V178H67ZM67 179L65 178V182L67 181ZM100 179V178H99ZM98 179V180H99ZM133 179H134V184H132L133 183ZM136 179H139V180H137L136 181V183H135V180ZM160 179H162V178H160ZM245 179H247L246 181H244ZM72 180V181H73ZM101 180L103 181L104 179H102L101 178ZM100 180V181H101ZM128 180V181H129ZM224 180L226 181V184H231V186L233 185V186H235V187H233L232 189L230 188L229 189V187H231L230 185L229 186H226L227 188L226 189H228V193H230L231 191H232V193L231 194H228V193H225L226 192V190L225 189H223V188H225V183H223L224 182ZM27 181L29 182L28 184H29V186H27ZM36 181V182H35ZM46 181H48V179L46 180ZM64 181H62V183L64 182ZM69 181H71V179H69ZM68 181V182H69ZM71 181V182H72ZM72 182L73 184H71L70 182L69 183H65L66 185H64V186H67L66 188V191L69 189L70 190V188L72 187L71 185H74L75 184V182ZM80 181V180H79ZM99 181V182H100ZM138 181H139V183H141L140 185L141 186H139V183H138ZM143 181V182H142ZM51 184H52V182H51V180L49 181ZM60 183H61V181H59ZM58 182V183H59ZM99 182H97V183H99ZM215 182H217V184H215ZM221 182V183H220ZM233 184H232V183ZM53 183H55V182H53ZM57 183V182H56ZM61 183V184H62ZM80 183V185H78L79 187H80V189H81V185L83 184V183H81V182H78V183H76V184H79ZM109 183V182H108ZM116 185V183L118 184L117 185V187H115V185ZM37 184V185H36ZM40 184V185H39ZM42 184H44V186H45V188H44V186H41ZM49 184V183H48ZM71 184V185H70ZM219 184V185H218ZM223 184H224V186H223ZM237 184V183H236ZM21 187H20V186ZM40 187H39V186ZM50 185V184H49ZM54 185V184H53ZM57 185L58 184H56V187H57ZM69 185H70V188H68L69 187ZM96 185H98V184H96ZM108 185V184H107ZM138 185V186H137ZM208 185L209 186H211L209 189H208V193H206V189L208 188ZM216 185V186H215ZM221 185V186H220ZM55 186V185H54ZM60 186V185H59ZM62 186V185H61ZM77 185H75V187H76ZM131 186V189L129 188ZM132 186H136L135 188L134 187H132ZM220 186V187H219ZM20 187V188H19ZM36 187H38V189L36 188ZM56 187H55V189H53L52 190V188H50L48 191H50V190H52V192H54L55 191V194H56V192H57V194H58V190H59V188L57 187V189H56ZM63 187V186H62ZM61 187V188H62ZM78 187V188H79ZM83 187V186H82ZM105 187H107V186H105ZM120 187V186H119ZM127 187H128V189H127ZM217 187V188H216ZM41 188V189H40ZM42 188H44V189H42ZM74 188V186L72 187V189ZM78 188H76V189H78ZM114 188H116L115 190H116V192L113 190ZM140 188V189H139ZM236 188V189H235ZM13 189V190H12ZM32 189V190H31ZM70 190V191H68V192H71V191H73V190ZM118 189V190H117ZM129 189H130V192L128 193V191H129ZM132 189H133V191H132ZM202 189V190H201ZM211 189H212V191H211ZM235 189V190H234ZM11 190V191H10ZM25 190V191H24ZM44 190V191H43ZM57 190V191H56ZM65 190V189H64ZM105 190H107V191H105ZM109 190V191H108ZM111 190V191H110ZM120 190H121V192H120ZM136 190V191H135ZM215 190V191H214ZM46 192L47 193V195H49V196H47L48 198L49 197H51L52 196V193L51 192ZM63 190L61 189V192H62ZM65 191V192H66ZM74 191H75V189H74ZM81 191V190H80ZM104 191V192H103ZM112 191H114L113 192V194H112ZM133 193H132V192ZM199 191V193H197V192ZM203 191H205V193H206V195H209V196H214V197H211V199L213 198V200L211 201V199L209 200L208 198H210L209 196H205V194L203 195ZM222 191H224V192H222ZM234 191H237L236 192V194H235V192ZM24 192V193H23ZM26 192V193H25ZM36 192V193H35ZM68 192L67 193H64L63 192V195H59V196H61V198H58V199H65V201H67V194H68ZM76 192V191H75ZM74 192V193H75ZM101 192H103L102 194H101ZM111 192V193H110ZM118 192H119V194H118ZM135 192V193H134ZM201 192H202V195H200V199H201V196H202V199L204 198V196L206 197V198H204L202 201L199 199V198H197V197H199L198 195L199 194H201ZM212 193V195H211V193ZM23 193V194H22ZM38 193V194H37ZM48 193H51V194H48ZM73 192H72V194L71 193H69V196H68V200H69V197H71L70 196V194L72 195V197H71V199L73 198V194H74ZM82 193V192H81ZM84 193V192H83ZM86 193V192H85ZM84 193V194H85ZM92 193V194H91ZM110 193V194H109ZM131 193V194H130ZM194 193V194H193ZM195 193H197L198 195H196V197L194 198V196H195ZM225 193V194H224ZM54 194V193H53ZM75 194H77V193H75ZM79 194H80V192H79ZM88 194L86 195H83V196H88ZM103 194H106L105 196H106V198L105 197H103V199H101L100 200V198H101V195H103ZM108 194H109V196L110 197H114V196H117V197H115V199H112V202H113V200L114 201H116V202H114V203H110L109 202V199H110V197H108ZM113 196H112V195ZM115 194V195H114ZM125 194V195H124ZM128 194L130 195V196H128ZM135 194V195H134ZM191 194L192 195H194V196H192L191 197ZM233 194H235V195H233ZM237 194L239 195V196H237ZM243 194V195H242ZM32 195V196H31ZM100 195V196H99ZM120 195V196H119ZM121 195H122V197H121ZM134 195V196H133ZM225 195H228V196H226L225 197ZM230 195V196H229ZM232 195H233V197H232ZM56 196V195H55ZM76 196V195H75ZM190 196V197H189ZM36 197V198H35ZM46 197V198H47ZM54 197V196H53ZM56 197H58V196H56ZM64 197V198H63ZM77 197H80V195L78 196L77 195ZM120 197V198H119ZM127 197V198H126ZM223 199H222V198ZM227 199H225V198ZM238 197V198H237ZM243 197V199H241ZM25 198V199H24ZM28 198V199H27ZM32 200H30V199ZM46 198H41V199H45V200H49V199H46ZM52 198V197H51ZM87 198V197H86ZM130 198V199H129ZM184 198H187V199H184ZM191 198H193V200L195 199V201H193V200H191ZM197 198V199H196ZM217 198H219V201H222L223 200V202L221 203H219V201H218V199ZM244 198L246 199V201H244ZM34 199V200H33ZM52 199H54V198H52ZM52 199H50L49 201L51 202V200ZM57 198H56V202L55 203H57V202H61L60 200H58ZM74 199V198H73ZM73 199L71 200V201H73ZM77 199H79V198H77ZM88 199V198H87ZM96 199H99L98 200V204H97V202H96V205L94 204V205H92V207H91V205L90 204H88L87 203V201H90L91 203H93L92 201H94V203H95V201H97ZM200 201H199V200ZM208 199V200H207ZM220 199H222V200H220ZM224 199L226 200V201H228V202H226V201H224ZM238 199V200H237ZM9 200V199H8ZM15 200V201H14ZM55 200V199H54ZM75 200V199H74ZM106 200V201H105ZM124 200V201H123ZM183 200H185V202L183 201ZM196 200H197V202H196ZM205 200H207L206 202H207V204L209 203V201H210V204H212L213 205V202H214V204H215V202H217L216 204H215V209H214V207H211V208H213V209H211L210 208V206H209V208L208 207H206V202H205ZM234 200V201H233ZM237 200V201H236ZM10 201V202H11ZM30 201V203L28 204V202ZM41 201V200H40ZM39 201V202H40ZM43 201V200H42ZM49 201H47L46 203H48ZM64 201V202H65ZM102 201V202H101ZM105 202V204H103L104 202ZM109 202L108 204L110 205L108 208H107V203L106 202ZM126 201V202H125ZM193 201V202H192ZM33 202V203H32ZM44 202V201H43ZM69 202H70V200H69ZM76 202V201H75ZM89 202V203H90ZM181 202V203H180ZM184 202V203H183ZM189 202V203H188ZM200 202H201V204L204 206V204H205V206L203 207L202 205H201V208H200V206H199V204H200ZM226 202V203H225ZM234 202V203H233ZM241 202H243V204H246V205H244V206H240V207H238L239 205H243ZM247 202V203H246ZM21 203V204H20ZM23 203V204H22ZM51 203H53V200H52V202ZM51 203H48V205L50 206V204ZM74 203V202H73ZM90 205V208L92 209L94 206V210L95 209H97L98 207L100 208V209H98L97 211H99V212H101L102 214H103V212H105V213H107V211H108V218H107V214L106 215H101V216H104V220L106 221H104V222H97V221H99L98 219L100 218L99 217V214H98V212H96L97 214H98V216L96 215V213H94L93 212V217H95V220L93 219V217L92 216H89V215H92V214H90V212L92 213V211L90 210V208H89V206L87 205ZM101 203H102V205H104V206H106V208H104V206H102L101 205ZM131 203V204H130ZM162 204V208H163V211L165 210V209H174V211L176 210L175 208H173V207H175V206H177V208L180 206L179 204H183V207H182V205H181V210H183V212L180 210V212H182V213H180L179 212V214H177L178 212L177 211H179V208L177 209V211H175L174 213H176L175 214V216L177 215V216H179L180 215V217H175L174 218V216H173V219H170V221L168 220V216H166L167 214L169 215V213L170 212H172L173 213V211H168L167 212V210H165L166 211V213H164L163 211V216L161 215V214H159V215H161V217L159 218V219H161L160 220V222H159V220H158V224L157 223H155L156 222V220H157V218H156V216H155V218H156V220H155V218H152V216L154 215L153 213H152V210H153V208H154V206L155 205H157V204ZM194 204V206H193V204ZM204 203V204H203ZM225 203V205L227 206V208H226V206H224L223 204ZM229 203V204H228ZM231 203V204H230ZM237 203V204H236ZM239 203V204H238ZM17 204V203H16ZM31 204H32V206H31ZM54 204V203H53ZM59 204H61V206H64L65 204H67V203H59ZM88 206V207H83V206H86V205ZM111 204H113L114 205V207H117V209H116V211H115V209H113L114 211H111L110 212V210H112L111 208H113V206H111ZM191 204H192V206H191ZM219 204V205H218ZM23 205V206H22ZM36 205V206H35ZM188 205H190V206H188ZM196 205H197V207L198 208H196ZM211 205V206H212ZM229 205V206H228ZM234 206L235 207V205H236V208H240L238 211H243V212H245V213H243V212H241L240 213V215H239V212L238 211H236V213H238L237 214V217L235 216V209L236 208H234V207H232V208H234V209H232V208H230V206ZM238 205V206H237ZM31 206V207H30ZM43 206L44 207H46V208H43V210L45 209L46 210V215H49L48 214V212H47V210L52 206V204H51V206L49 207L48 206V209H47V206H46V204H45V202H44V204H43ZM54 206L55 205H53V207H51L53 210H55L54 209ZM60 205H59V207L58 206H56L57 207V209L55 210V211H57V214L58 213H60V211H58L59 209H60V207H61ZM66 206V205H65ZM96 206H98V207H96ZM168 208H167V207ZM184 206H185V208H187V209H185L184 208ZM18 207V208H17ZM111 207V208H110ZM123 207V208H122ZM125 207V208H124ZM225 207V208H224ZM31 210H30V209ZM42 208V207H41ZM51 208L49 209L50 211H51ZM59 208V209H58ZM66 207H64V209H65ZM86 208H89V210H90V212L87 210H85ZM122 208V209H121ZM157 208H159L158 206H157ZM193 208V209H192ZM205 208H207V209H209V210H207V212L205 211ZM217 208V209H216ZM223 208L224 209H232V210H234V211H232V210H228L229 212H227L226 213V211L225 210H223ZM245 208V209H244ZM247 208H249L248 210H247ZM10 209H12V210H10ZM29 209V210H28ZM36 209V210H35ZM72 209V208H71ZM70 209V210H71ZM85 210V213L83 214V211ZM92 209V210H93ZM101 209L102 210H104V211H101ZM119 209V210H118ZM121 209V210H120ZM125 211H124V210ZM185 209V210H184ZM199 209V211H197ZM218 209H219V211H218ZM221 209H222V211H221ZM34 210V211H33ZM38 210H40V211H38ZM62 211H65V210H63V208L61 209ZM69 210V211H70ZM74 210V209H73ZM77 210V209H76ZM76 210H75V212H76ZM93 210V211H94ZM123 210V211H122ZM188 210V211H187ZM201 210V211H200ZM214 210V211H213ZM237 210V209H236ZM40 212V214L42 215V214H44V217H43V220H41L42 218H40V215L38 214V212ZM121 211H122V213H121ZM192 211V212H191ZM193 211H194V213H195V215H194V213H193ZM196 211V212H195ZM230 211H232V213L230 212ZM13 212V213H12ZM66 212V211H65ZM70 212H72V211H70ZM74 212V211H73ZM88 214H87V213ZM114 212H119V213H115L116 214V216H119V214L121 213L122 215H124L125 216V219H127V220H125L124 221V223L123 224H125V225H122V219L124 218V216L121 218L120 216V220H119V225L118 226H116L117 225V222L116 221H118L117 219H118V217H117V219L115 220V222H113L112 223V220H111V223H110V219H111V215H112V217H113V215L114 214H111V213H114ZM191 213V215L192 216H190V214L188 215L187 213ZM199 212V213H198ZM202 212V213H201ZM214 212V213H213ZM217 212H220V214L219 213H217ZM222 212H224V214H221ZM35 213H37V214H35ZM51 213H52V211H51ZM50 213V218H52V216H53V214L55 215L56 213H52L51 214ZM64 213V212H63ZM104 213V214H105ZM171 213V214H172ZM203 213L205 214V213H208V214H205V216L203 217L202 215H203ZM225 213H226V215H229V213L231 214L229 217H230V219H229V217H227V218H224V216H225ZM87 215V217L89 218L90 217V220L87 218L86 220H85V218H86V215ZM95 214V215H94ZM109 214H111V215H109ZM186 214V215H185ZM200 215L201 214V217L200 216H198V215ZM212 214H213V216H212ZM215 214V215H214ZM39 215V216H38ZM198 216V217H200V218H197V217H195V216ZM218 215H219V217H218ZM58 216V215H57ZM76 216V217H75ZM84 216H85V218H84ZM97 216V217H96ZM165 216L167 217V219H165ZM171 216V215H170ZM169 216V218H172V217H170ZM210 216V217H209ZM211 216H212V218H211ZM223 218H222V217ZM232 216L233 217H236V218H238L237 220L234 218L233 220L231 219L232 218ZM54 217V216H53ZM63 217V218H62ZM92 217V218H91ZM109 217H110V219H109ZM115 217V216H114ZM150 217V218H149ZM163 217V218H162ZM45 218V219H44ZM55 218V217H54ZM62 218V219H61ZM98 218V219H97ZM181 218V219H180ZM196 218H197V220H198V223H197V221H196ZM207 218H209V219H207ZM2 219V220H1ZM4 219V220H3ZM83 219V220H82ZM102 219V218H101ZM112 219H114V218H112ZM181 221H180V220ZM204 219H206V223H207V226H206V224L204 223L205 222V220ZM227 220V222H226V220ZM54 220V219H53ZM86 222H85V221ZM88 220V221H87ZM128 220H130V221H128ZM141 220V221H140ZM194 220V221H193ZM202 220H204V221H202ZM208 220V221H207ZM211 220V221H210ZM212 220H213V222H212ZM221 220V221H220ZM223 220H225V222L223 221ZM235 220H236V224L238 223L239 225H236L235 224ZM243 220V221H242ZM9 223H8V222ZM90 221H91V223H90ZM122 221V222H121ZM127 221V222H126ZM155 221V222H154ZM166 222V223H164V222ZM228 221L230 222L231 221V223H228ZM234 221V222H233ZM242 221V222H241ZM248 221V222H247ZM56 222V223H55ZM66 222H68L69 224H68V226L69 227H67V225H64L66 228H64L63 227V224H66ZM86 224H85V223ZM138 222V223H137ZM145 222V223H144ZM176 222H177V224H176ZM197 224H196V223ZM214 223L215 224V226H214V224H212V223ZM221 222V224H219ZM241 222V223H240ZM6 223H8V224H6ZM101 223V225H99ZM106 224L107 223V225L110 223V224H113L112 226L109 224L108 226L112 229V231H114L115 233L114 234H116V236L115 235H112L113 233H111L110 232V230L111 229H109L108 230V232L105 230V228H104V230L107 232L106 234H105V231L103 230V225L102 224ZM115 223V224H114ZM128 223V224H127ZM159 223H161V224H159ZM182 223H184V224H182ZM190 223H192V224H190ZM212 224L213 226V229H212V227H211V225L210 224ZM227 223L230 225H228L227 226ZM233 223V224H232ZM10 224V225H9ZM49 226H48V225ZM70 224H72V227H73V230L72 229H70V228H72L71 226H70ZM90 224V226H88ZM93 224H95V227H92V226H94ZM99 226H101V228L100 227H98V225ZM104 224V226H106ZM127 224V225H126ZM151 224V225H150ZM166 224H167V226L169 227V230H164L163 228H167L168 229V227L166 226ZM186 224V225H185ZM196 224V225H195ZM204 224V225H203ZM208 224H209V227H208ZM225 225V227H223L224 225ZM154 225V226H153ZM160 225V226H159ZM172 225V226H171ZM177 225V226H176ZM184 225V226H183ZM187 225H188V228H187ZM203 226V230H204V233H202L203 232V230H201V228H202V226ZM219 225H222V227H219ZM107 226V227H108ZM122 226V227H121ZM164 226V227H163ZM166 226V227H165ZM175 226H176V228H175ZM178 226H181V228H182V230L184 231V230H187V231H189L190 229V227H191V229H193L192 230V233L194 232V234H189V235H191V236H189V235H185V237H187L186 238V240H185V237L183 236V234L185 233H183V232H181L182 233V235L179 233L180 231H182V230H180L178 233H177V231H176V233L178 234V235H180V238H179V240L177 239H174V236H173V240H170L171 238H172V235H174V234H172V233H174V231L177 229V230H179V229H181L180 227H178ZM185 226H186V228H185ZM195 226V228H192V227H194ZM218 226V227H217ZM2 227V228H1ZM61 227V228H60ZM74 227H77V229H75ZM108 227V228H109ZM116 227V228H115ZM117 227H121L122 228V230H121V228H119L118 230H115V229H117ZM130 227V228H129ZM139 227V228H138ZM206 227V228H205ZM231 227V228H230ZM67 228H69L71 231H69ZM90 228H93L92 230L90 229ZM94 228H100V231H99V229L97 230L98 232H102V230L104 231V234L106 235H102V237L101 236H99V237H101L102 239H104V236L105 237H107L108 239H111V237H113V236H115L114 237V239L112 238L111 239V241L112 242H108V240H106L107 241V243H105L104 241V243H105V245L103 246V244L104 243H102L101 242V244L102 245H100V244H98V243H100V242H98V240L96 241L97 242V244L96 243H94L93 242V240L95 239H93L92 241H90L92 238H93V234H94V232H96L95 231V229ZM151 228V229H150ZM153 228V229H152ZM163 229L165 232H167V231H170L169 233L167 232V233H162L163 232V230H160V229ZM172 229V231H171V229ZM175 230H174V229ZM179 228V229H178ZM200 228V230H201V232H199V229ZM218 228H220V229H218ZM224 228V229H223ZM240 228H242V229H240ZM74 229H75V231H74ZM78 229H80V231H79V233H81V235H79V236H76L75 235V233H74V235L76 236V237H72V232L74 231V232H76V234L78 235L79 233H77V231L76 230H78ZM81 229H82V231H81ZM85 229H89L88 230V232H90V233H88L87 234V236H89L90 235V237H86V239L84 238V236H86V234H85V232L87 233V230H85ZM102 229V230H101ZM107 229V228H106ZM114 229V230H113ZM127 231H126V230ZM128 229H130V230H128ZM144 229V230H143ZM156 229H157V231L158 232H156ZM198 231H197V230ZM216 229H217V231L219 232V230H220V234H218V233H215L216 232ZM236 229V230H235ZM15 230V231H14ZM83 230H85L84 232H83ZM136 230V231H135ZM141 230V231H140ZM147 230V231H146ZM155 230V231H154ZM174 230V231H173ZM196 230V231H195ZM67 231H69V232H67ZM94 231V232H93ZM117 231V232H116ZM119 231H120V233H119ZM160 231V232H159ZM214 231V232H213ZM221 231H223V233H225L224 234V236H223V233H221ZM226 231V232H225ZM230 231H231V233L233 232V234H231L230 233ZM235 231V232H234ZM237 231V232H236ZM242 231V232H241ZM71 232V233H70ZM92 232V233H91ZM124 232V233H123ZM152 232V233H151ZM195 232H197L198 234H196ZM84 233V234H83ZM97 233V232H96ZM95 233V236H98V235H101L102 233H98V234H96ZM119 233V234H118ZM123 233V234H122ZM149 233V234H148ZM160 233H161V235H162V237L163 236H166V235H168V236H170V234H171V236H170V238H169V240L168 239H166L165 237H164V239L162 240V237L160 238ZM189 233H191L190 231H189ZM226 233H228L230 236H228L227 235V237H226ZM243 233V234H242ZM3 234V233H2ZM109 234H111L110 235V237H108L109 236ZM130 234V235H129ZM166 234V235H165ZM188 234V233H187ZM201 234V236L203 237L202 239L200 238L199 240H198V238H199V235ZM203 234V235H202ZM235 234H236V236H238V239H236V236H235ZM242 234V235H241ZM69 235H70V237H69ZM124 235V236H123ZM148 235V236H147ZM176 235V234H175ZM197 235V239H196V237L195 236ZM233 235H234V237H233ZM241 235V236H240ZM119 237V239H118V237ZM177 236V235H176ZM181 236H182V238H181ZM193 236V237H192ZM200 236V237H201ZM240 236V237H239ZM244 236V237H243ZM98 237V238H99ZM147 237V238H146ZM149 237V238H148ZM183 237H184V240H181V239H183ZM195 237V238H194ZM231 238L232 239V243H231V239H230V242L228 243V238ZM243 237V239L245 238V240H243V239H240V238H242ZM83 238V239H82ZM90 238V239H89ZM100 238V239H101ZM117 240H119V241H116V239ZM154 238V239H153ZM176 238V237H175ZM188 238H190V241H191V238H193L194 239V241H197V242H195L196 244H194V241H193V239H192V241L190 242L189 240L187 241V239ZM233 238H235V241H233ZM76 239V240H75ZM96 239H97V237H96ZM71 240H73V241H71ZM121 240V241H120ZM236 240H237V242H236ZM239 240V241H238ZM241 240H243V241H241ZM1 241V240H0ZM100 241V240H99ZM102 241V240H101ZM116 241V242H115ZM173 241V242H172ZM201 241V242H200ZM241 241V242H240ZM245 241H246V243H245ZM142 244H141V243ZM144 242V243H143ZM156 242V243H155ZM171 242V243H170ZM235 242V247H234V245H233V243ZM241 244H240V243ZM159 243V244H158ZM228 243V244H227ZM238 243V244H237ZM243 243V244H242ZM3 244V243H2ZM1 243H0V246L2 245ZM163 244V245H162ZM201 244V245H200ZM237 244V245H236ZM245 244H247V246H245ZM153 245V246H152ZM161 245V246H160ZM172 245V246H171ZM240 245V246H239ZM242 245H244V247H242ZM165 246V248H163ZM187 246V247H186ZM227 246H229L228 248H227ZM232 246L236 249V248H239V249H236L235 251H234V254H233V252H231V250L232 249H234V248H232ZM12 247V248H11ZM168 247H171V249L169 248L168 249ZM179 247V248H178ZM199 247V248H198ZM241 247V248H240ZM245 247H247L246 249L247 250H245ZM1 248V247H0ZM97 248V249H96ZM155 248V249H154ZM182 249V250H181ZM241 249V250H240ZM105 250V251H104ZM114 250V252H112ZM245 250V251H244ZM98 251V252H97ZM106 251H108V252H106ZM115 251H117V252H115ZM189 251V252H188ZM239 251H240V253H239ZM243 251V252H242ZM90 252V253H89ZM104 252V253H103ZM110 252V253H109ZM193 252V253H192ZM196 252V253H195ZM235 252L237 253V254H235ZM245 252V253H244ZM93 253V254H92ZM195 253V254H194ZM242 253V254H241ZM13 256H12V255ZM89 254V255H88ZM96 254V255H95ZM100 254V255H99ZM102 254V255H101ZM192 254V255H191ZM230 254H233L235 257H236V259H237V256L236 255H238V262H237V260L234 258V256L233 255H231L230 256ZM92 255H94V257L92 256ZM105 255V256H104ZM263 255V256H262ZM4 256H6V258L4 257ZM10 256H11V258H10ZM98 256H101L102 258L104 257H106L107 256V258L108 259H104L103 258V262H102V258L100 257V259H99V257ZM193 256V257H192ZM227 256H228V258H227ZM95 257H98L97 259L95 258ZM109 257H110V259H109ZM233 258V260L231 259V258ZM242 257V258H241ZM11 260H10V259ZM73 258V259H72ZM241 258V259H240ZM3 259V260H2ZM4 259H7L6 261H4ZM9 259V260H8ZM113 259V260H112ZM190 259V260H189ZM195 259V260H194ZM117 260V261H116ZM236 260V261H235ZM11 261V262H10ZM12 261H13V263H12ZM108 261V262H107ZM190 261V262H189ZM196 261V262H195ZM213 261V262H212ZM228 261H229V263H228ZM235 261V262H234ZM240 261V262H239ZM243 261V262H242ZM217 262V263H216Z\"/></svg>",
  "mask_w": 264,
  "mask_h": 264
},
{
  "label": "bare ground",
  "instance_id": "6f19581e",
  "mask_svg": "<svg viewBox=\"0 0 264 264\" xmlns=\"http://www.w3.org/2000/svg\"><path fill=\"white\" fill-rule=\"evenodd\" d=\"M1 1V0H0ZM15 2L16 1H18V0H14ZM30 1V0H29ZM35 1V0H34ZM42 1V0H41ZM56 1V0H55ZM67 1V2H66ZM68 1H72V0H65V2L63 1V5H65V3H68ZM79 1V0H78ZM192 1L193 0H143L139 5V7H141V8H139V9H141V14H140V16H138V19H137V17L135 18V20H137V21H140L141 22V25H140V23L139 22H137V24H139L140 26H142V27H140V26H137V27H139V28H141V30L143 31V32H141L139 29H137L138 31H140V33H141V35L142 34H144V36H145V38L144 37H140L139 35V37H140V40H141V43L139 44V45H141V46H139L138 48L139 49H141V51H145V52H147V57L146 58H144V59H146V61L144 60H142V61H139V62H142V63H138V65H134L133 66V69L132 70H128V68H127V66L125 67V66H122L121 64H119L118 62H117V59H118V54L117 55H115L114 54V58H112L113 59V61H111V65H106V64H101V59L103 58V57H106V53L105 54H103V51L101 52V55H100V52L98 53V52H92V53H90L89 54V57L91 56V57H95L96 58V60L98 59H100L99 57H102L99 61V64H98V60L97 61H95V60H92V61H90L89 63H87V65H85L84 67H83V69H82V67H79L78 65V63L76 64L77 66H74V68L72 67L71 68V66H70V68L72 69L71 71H73V73H75V72H77L74 76L76 77V78H79V75H80V73L79 72H81L82 70L84 71V80H83V83L85 84V85H87V87H88V89H86V91H84L85 93H86V96H89V97H85V101H83V99H82V97L83 96H81L80 94H78V92L76 91V93L75 94H73L70 98H68V100H67V102H66V100H65V103L68 105V103H69V106L71 105L70 103H72V105H74V106H70V108L69 107H67V108H69V109H72L73 108V110H76V111H74L73 113H74V121L73 120H70V117L71 116H68L69 118V120L70 121H73L71 124L72 125H74V127H75V132H74V134H72V136H71V133H68V134H70V136H68V134H67V136L68 137H70L69 139L71 140H69V142H66V134H65V138L64 139H62V145H64V146H66V148L69 146V145H71V146H69V147H73L72 149H73V151H75V152H73L72 151V149L71 148H69V149H71V151H72V153L73 154H70L71 153V151L68 153L67 151L69 150H67L66 152L69 154V155H74V157H71V158H77V160H78V162H77V160H72L71 158H69V156H64V160H62L63 158V156L61 155V153L60 154H58V156H56V155H54V151H53V153H51V149L50 150H48V152L49 153H51V154H53L55 157H56V159L57 158H59L58 160H59V162H57V161H55V160H53V159H55V157H53V159H50V158H48V159H50L49 160V162L47 163V159H45V153H44V160H42L44 163H47V165L49 164V163H51V161H52V164L54 163V164H56V162H57V165H60L61 163V168H64V171H65V173H64V175H57V173H55L57 176H59L58 178L57 177H55L54 176V179L56 178V180L54 181V180H52V179H50V178H47L48 179V181H46L47 179L46 178H44V174H45V172H47L46 174L48 175V173H49V171L48 170H41L42 168H37L38 170H36L35 171V173L34 174H36V175H38V172L37 171H41L42 173H43V171H44V176L42 175V174H39L40 175V179H41V183H43V178H44V184H47L46 185V187L47 186H51L50 188H52V190L53 189H55V187H56V184H58L57 185V187L59 188V190H58V194H57V192H56V194H55V191L54 192H52V190H50V191H48L47 190V188H45V186H44V184H42L41 186H44V188H42V189H44V190H46V192L48 191V192H51L52 193V198H54V199H52L51 197H47V196H49V195H47V193L45 192V194L47 195H45V197H41V195H40V197L39 198H36V199H38V202H37V208L38 207H40L39 209L40 210H42L41 212H43V211H45V216H46V220H44L43 222H47V223H52L53 221H57V220H55V219H57L59 216L61 217V215L62 214H64V215H62L64 218L66 217V219L64 220V219H62L64 222L65 221H68V222H70V220H68V215H69V218H70V214H73L74 213V215H75V213H78L77 211H78V208H79V211H80V209L82 208V206L81 205H83L85 202H83L84 200V198L86 199V200H89V198H90V195L88 194V193H90V191L91 190H94V193L92 194V196H91V198H90V200H93V196H94V200H95V197H97V196H95L96 194H95V192L97 191V190H100V189H104V188H108L109 186H110V182H111V184H112V182H118V184H119V186H118V189H122V187H123V189H122V192H123V190H124V188L128 185L127 183L129 182L130 183V181L132 180V178H130V174H132V170L130 169V171H131V173H129L128 174V172L129 171H126L127 170V168H126V173L128 174V175H130V176H128L129 178H130V180L128 179V177L127 176H124L125 174V171H124V169H123V171H121V174L119 173V177L117 176V173H115L116 171H114L115 170V168L117 169V168H119L120 166H125V165H130L131 163H132V161H133V164H135L136 162H138V163H136V166H139V158L137 157V156H135L134 157V155H136V154H129L128 155V152H126L125 153V151L124 150H122V149H129V147H132V146H135V145H137L138 143L140 144V142L142 143L143 142V140H149L148 139V137L150 138L151 136V132H153L155 135H153L151 138H152V141H151V138H150V144H151V150L153 151V153L151 154V150H148V153L150 152V154L152 155V158H154V160L155 159H161V157L163 156V158H162V160L163 161H165V163H166V166H168V167H166V168H164L165 170L162 172V174L160 175V178H162V179H158L157 181H156V184H157V186H159V185H161L162 183H164L165 181H166V178L168 177V178H172V177H176V174L174 173V171L172 170V168H177L179 171H180V173L182 172V169H183V167H185V165H186V163H188V161H190V159L188 160V158L187 157H181V158H179L177 161H174L175 160V157H174V160H173V158H172V156L171 157H166L165 156V154L167 153V152H165V154H163L162 153V151H163V149L165 148H169V147H171V146H174V145H177V141H179V140H177V141H175L176 139V137L178 138V136H176V135H182V137H181V139H180V142L182 143V142H186V143H188V144H190L191 145V143H189V139H190V137L192 136H189L190 134V131H191V129H192V127H193V129H192V131H191V134H194V129L196 128V129H198L197 127H198V125H199V123L201 122V120L202 119H204V118H207L208 116V118H210V116L212 115V117L214 118V116H215V114L217 115V113H218V116L220 115V116H222L223 115V117H224V115H231V114H233V112L235 111V113H236V111H238V110H241L242 111V109L243 108H245V111H246V114H247V112H248V109H246V107H248V104L246 105V104H244L245 106H241V102H242V104L246 101L247 102V100H248V98L244 101H238V100H240V99H238V100H235V102L233 101V103H232V101L230 100V98H227V97H221V98H219L218 96H216V95H220V94H217V93H219V92H221V91H225V89H224V87H223V90H221V91H219V92H215L216 93V95H215V97H213V98H210V100H215V101H213V102H215L214 103V105L215 104H218V106L217 105H215V107L214 108H212L211 110H209L210 111V114L208 115L207 113H204V111H206L205 110V107H206V109L207 108H211V107H207V106H212L213 105V102L211 101V103H212V105H210V103H209V99H205V100H208V101H206L207 103L205 104V102H202L200 99H203L201 96L203 95V93H204V95H203V97H205V98H207L206 96H207V92H205L206 91V89H207V91H210L211 92V88L209 87L210 85H211V83H210V77L211 78H213L215 81L216 80H219L220 81V79L222 80L223 78H225V77H229V75H230V73L228 72V71H231L229 68H227V66L225 65V59L223 60L221 57H218V56H216L214 53L212 54L209 50V52L211 53H209L210 54V57L212 58L211 60L213 61V63L215 64H217V66H215L217 69H215L214 67H213V64H212V67L214 68H210V67H207V66H205V64L206 63H204V61L206 60L205 59V57L207 56L206 54L204 55H202V53H201V55L199 54V56H197V57H194V56H191V53L192 52H194V50H197L198 49V47L199 46H201V45H199V44H202L203 46H204V44H207L208 45V49H213V51H214V49H217L218 47H220V46H218V44H220V42L221 41H223V42H227V43H225V46H226V44H227V47L226 48H228V47H230V51L229 52H231V53H233L234 51H232L233 50V48H232V45L233 46H235V44H237V46H235L234 48H239L241 51H239L238 49V53L239 52H241L243 55H245L246 56V62H249L250 63V65H252L251 64V61H252V59L255 61L256 59H258V58H256L255 59V56H257V57H262L263 55H261V54H258V55H260V56H258V55H256L255 54V56H254V53H255V50H256V52H258V50L261 52V53H264V42H263V40H262V45H259V46H257V45H255L253 42H254V40L252 39V35L250 34V33H252V31L251 32H249V33H247L246 31L247 30H245V32H246V34H244L243 32V34H239V32H241L242 30H244V28H245V26H244V28L242 29V28H240V29H242V30H237V31H239L238 32V34H239V37L237 36V38L239 39V40H237L235 37V32L233 31V29H232V27L235 25H232V27L230 28L229 26L227 27L225 24V26L224 25H222L221 27H220V29H218L217 27L218 26H215V22H209V21H203V19H204V17L206 18V15L204 16L203 14V16L201 15V12L200 13H198V11H197V13H198V15L199 16H201V18L199 17V19L196 17V15H195V17H194V11H193V6H192ZM201 1V0H200ZM207 1V0H206ZM215 1V0H214ZM230 1V0H229ZM228 0L227 1H225L224 2V4L225 5H228L230 2H229ZM4 2V1H3ZM8 2V1H7ZM20 2V1H19ZM32 2V1H31ZM49 2V1H48ZM48 2H46V3H48ZM58 2V1H57ZM59 2H61V1H59ZM77 2V1H76ZM221 2V1H220ZM222 2H223V0H222ZM244 2V1H243ZM6 3V2H5ZM30 3V2H29ZM32 3H34V2H32ZM70 3H72V2H70ZM70 3H68V4H70ZM122 3V2H121ZM120 3V4H121ZM123 3H125L124 1H123ZM130 3V2H129ZM133 3V2H132ZM203 3V2H202ZM201 3V4H202ZM18 4V3H17ZM49 4V3H48ZM67 4V5H68ZM234 4V3H233ZM18 5H20L21 6V4H18ZM47 5V4H46ZM134 5V4H133ZM194 5V4H193ZM210 5V4H209ZM219 5V4H218ZM222 5H223V3H222ZM230 5V4H229ZM239 5V4H238ZM248 5V4H247ZM41 6V5H40ZM43 6V5H42ZM50 6V5H49ZM127 6V5H126ZM202 6V5H201ZM200 6V7H201ZM216 6V5H215ZM231 6V5H230ZM236 6V5H235ZM15 7H17V6H15ZM61 7V6H60ZM66 7V6H65ZM72 7H74V6H72ZM107 7V6H106ZM123 7H124V5H123ZM135 6H133V8H134ZM229 7V6H228ZM243 7V6H242ZM244 7H245V5H244ZM249 7V6H248ZM254 7H256V6H254ZM253 7V8H254ZM20 8H22V6L21 7H19V9ZM48 8V7H47ZM69 9H71L70 8V6L68 7ZM102 8H103V6H102ZM112 8V7H111ZM197 8V7H196ZM209 8V7H208ZM219 8V7H218ZM224 8V7H223ZM222 8V9H223ZM232 8V7H231ZM235 8V7H234ZM253 8H251L250 10H252ZM13 9H15V8H13ZM23 9V8H22ZM44 9H46V8H44ZM44 9H43V11H44ZM50 9V8H49ZM73 9V8H72ZM71 9V10H72ZM77 9V8H76ZM105 9V8H104ZM125 8H123V10H124ZM195 9V8H194ZM203 9V8H202ZM201 8H200V10H202ZM205 9H207V8H205ZM230 9V8H229ZM228 9V10H229ZM241 9V8H240ZM249 9V8H248ZM248 9H246V10H248ZM255 9V8H254ZM25 10V9H24ZM51 10V9H50ZM66 10V9H65ZM111 10V9H110ZM137 10V9H136ZM216 10V9H215ZM244 10V9H243ZM245 10V11H246ZM257 10V9H256ZM40 11V10H39ZM47 11V10H46ZM70 11V10H69ZM113 11V10H112ZM112 11L110 12V13H112ZM117 11V10H116ZM122 11V10H121ZM125 11V10H124ZM206 11V10H205ZM226 11V10H225ZM236 12V10H233L232 11V13H230V12H227L229 15L230 14H233V12ZM16 12H18V10L16 11ZM41 12H42V10H41ZM55 11H52L51 10V13L53 14ZM60 12V11H59ZM67 12V11H66ZM74 12V11H73ZM100 12V11H99ZM123 12V11H122ZM132 12V11H131ZM204 12V11H203ZM218 12V11H217ZM216 12V13H217ZM221 12V11H220ZM240 13V15H241V11H239ZM247 12H249V13H247ZM246 13L249 15V16H251L250 15V13L251 12H253V14H254V11L252 10V11H247ZM256 12V11H255ZM22 13V12H21ZM44 13V12H43ZM45 13H47V12H45ZM61 13H62V11H61ZM70 13V12H69ZM72 13V12H71ZM211 13V12H210ZM245 13V14H246ZM8 14V13H7ZM18 14V13H17ZM41 15H42V13H40ZM47 14H49V13H47ZM51 14V18L49 17L48 19L47 18H45V20H46V23H47V26L49 25L48 24V21H49V19H50V26H51V24L52 25H54L53 27H55V24L57 23L56 22V20H53V19H55V15L57 14H55V15H52ZM123 15H124V12L122 13ZM132 14V13H131ZM130 14V15H131ZM222 14H223V12H222ZM235 14V13H234ZM237 14V13H236ZM238 14V15H239ZM244 14V13H243ZM252 14V13H251ZM253 14H252V16H253ZM257 14V13H256ZM2 15V14H1ZM5 15V14H4ZM2 15L1 16V18L4 20V19H6L7 18V16L5 15ZM15 15V14H14ZM19 15V14H18ZM21 15V14H20ZM45 15V14H44ZM43 15V16H44ZM62 15V14H61ZM64 15V14H63ZM66 15V14H65ZM71 14H69L68 16H70ZM73 15V14H72ZM128 14H126V16H127ZM209 15V14H208ZM207 15V16H208ZM214 15V14H213ZM223 15H225V14H223ZM223 15H219V19H221V20H223L224 19V17L225 16H223ZM240 15L238 16V18H240ZM248 15H246V16H248ZM5 18H4V17ZM22 16H23V14H22ZM46 16V15H45ZM48 16V15H47ZM54 16V18H52ZM60 16V15H59ZM108 16V15H107ZM215 16V15H214ZM217 16H218V14H217ZM221 16L223 17V19L221 18ZM243 16V15H242ZM241 16V17H242ZM248 16V17H249ZM257 16V15H256ZM16 17H18L17 15H16ZM35 17H36V15H35ZM41 17V16H40ZM131 17V16H130ZM209 17H212L211 15L209 16ZM208 17V18H209ZM230 17V16H229ZM235 17H237V16H235ZM234 17V18H235ZM247 17V18H248ZM263 17V16H262ZM15 18V17H14ZM13 18V19H14ZM23 18V17H22ZM29 18V17H28ZM32 18H33V15H32ZM41 18H43V17H41ZM56 18H59V17H56ZM123 18V17H122ZM197 18V19H196ZM233 18V19H234ZM250 18V17H249ZM2 19H0V20H2ZM75 19V18H74ZM73 19V20H74ZM126 19V18H125ZM207 19V18H206ZM2 20V22L0 21V30L1 29H3V34L2 35H6V34H8V30H7V27L9 28V25L7 26V24H8V22H7V24L4 22V21H7V19L6 20H4L3 21ZM17 20H18V18H17ZM16 20V21H17ZM23 20V19H22ZM25 20V19H24ZM45 20L43 19L42 21H41V19H40V21H41V23H45ZM48 20V21H47ZM58 20H60V19H58ZM132 20H133V17H132ZM209 20H210V18H209ZM212 20V19H211ZM220 20V21H221ZM227 20H229V19H227ZM19 21H20V19L18 20V23H19ZM37 21V20H36ZM40 21H38V22H40ZM52 21H55V22H52ZM66 21V20H65ZM224 21V20H223ZM233 21V20H232ZM10 22V21H9ZM13 22H15L14 20H13ZM29 22H30V20H29ZM59 22V21H58ZM134 23H135V21H133ZM226 22H228V21H224V23H226ZM230 22V21H229ZM234 22V21H233ZM233 22H230V25H231V23H233ZM237 22V21H236ZM244 22V21H243ZM2 23H4L3 25H2ZM17 23V24H18ZM55 23V24H54ZM68 23V22H67ZM130 23H131V21H130ZM235 23V22H234ZM12 24H15V23H12ZM11 24V25H12ZM17 24H16V27H17ZM30 24V23H29ZM58 24V23H57ZM56 24V25H57ZM61 24V23H60ZM62 24H65V22L64 23H62ZM61 24V25H62ZM136 24V23H135ZM218 24H222V22L221 23H219V20H218ZM227 24V23H226ZM229 24V23H228ZM227 24V25H228ZM237 24H239L238 22H237ZM236 24V25H237ZM250 24V23H249ZM253 24V23H252ZM10 25V26H11ZM19 25V24H18ZM24 25H25V23H24ZM27 25V24H26ZM45 25V24H44ZM132 25H134V24H132ZM235 25V26H236ZM240 25V24H239ZM254 25V24H253ZM259 25V24H258ZM1 26H2V28H1ZM7 26V27H6ZM20 26H22V25H20ZM59 26V25H58ZM66 26V25H65ZM119 26H121V25H119ZM13 27H15V26H13ZM23 27V26H22ZM28 27H30V26H28ZM31 27H32V25H31ZM57 27V26H56ZM130 27H131V25H130ZM250 27V26H249ZM19 28H21V27H18L16 30H18L17 32H21L20 30H23V29H19ZM27 28V27H26ZM45 28V27H44ZM43 28V29H44ZM77 28V27H76ZM236 28H238L239 29V27H238V25H237V27H234V29H236ZM251 28V27H250ZM257 28V27H256ZM33 29H34V27H33ZM56 29V28H55ZM61 29V28H60ZM66 29V28H65ZM246 29H248V27H246ZM252 29V28H251ZM253 29H254V27H253ZM29 30V29H28ZM38 30V29H37ZM61 30H63V29H61ZM131 30V29H130ZM257 30H259V29H257ZM264 30V29H263ZM263 30H261V31H263ZM7 31V32H6ZM34 31V30H33ZM32 31V32H33ZM45 31V30H44ZM55 31V30H54ZM53 31V32H54ZM58 31V30H57ZM125 31V30H124ZM132 31H134V30H132ZM137 31V32H138ZM232 31L234 32V35H233V33H232ZM237 31H236V33H237ZM255 31V30H254ZM253 31V32H254ZM1 32H2V30H1ZM5 32V33H4ZM24 32H25V30H24ZM31 32V31H30ZM43 32V31H42ZM257 32V31H256ZM26 33V32H25ZM25 33H24V35H25ZM34 33V32H33ZM65 33V32H64ZM131 33V32H130ZM133 33V32H132ZM139 33V34H140ZM259 33H260V31L258 32V35H259ZM10 34H11V32H10ZM9 34V35H10ZM23 34V32L21 33V35ZM29 34V33H28ZM30 34H32V33H30ZM55 34V33H54ZM255 34V33H254ZM262 34H264V32H261V37L262 38H264L263 36L264 35H262ZM1 35V33H0V37H2L1 38V41H5L8 37V35H6V36H2ZM20 36V35H19ZM44 36V35H43ZM66 36V35H65ZM72 36V35H71ZM254 36V35H253ZM256 36V35H255ZM24 38H25V40L28 38L27 37V35H25V36H23ZM27 37V38H26ZM42 37V36H41ZM50 37V36H49ZM53 37V36H52ZM51 37V38H52ZM62 37H63V34H62ZM258 37H260V36H258ZM24 38H22V36H21V40L22 41H19V43L20 42H23V43H21L20 44V46L22 45V48H23V46H26V47H28L27 49H32V46L30 45V44H33V43H35L36 42V40L34 41L33 39V43H30L29 44V42H31V40H29V38H31V37H29L28 38V40L26 41L27 43L26 44H24L25 42V40H24ZM35 38V37H34ZM44 38V37H43ZM138 38V37H137ZM144 38V39H143ZM3 39V40H2ZM11 38H9V40H10ZM37 39V38H36ZM56 39V38H55ZM66 39V38H65ZM142 39H143V41H142ZM234 39H236V42L237 43H235V41H234V44L233 43H231V46H230V42H231V40H232V42H233V40ZM139 40V41H140ZM8 40H6V42H7ZM12 41V40H11ZM10 41V42H11ZM38 41V40H37ZM68 41V40H67ZM132 41V40H131ZM136 41V40H135ZM139 41H137V42H139ZM238 41H239V44H238ZM13 42V41H12ZM46 42V41H45ZM55 42V41H54ZM64 42V41H63ZM66 42V41H65ZM126 42V41H125ZM257 42V41H256ZM39 43V42H38ZM37 43V44H38ZM127 43H129V42H127ZM5 44V43H4ZM24 44V45H23ZM59 44V43H58ZM63 44V43H62ZM66 44V43H65ZM131 44H132V42H131ZM29 45L31 46V48L29 47ZM112 45V44H111ZM199 45V46H198ZM206 45V46H207ZM222 45V44H221ZM15 46H17V44L15 45ZM37 46V45H36ZM50 46H52V45H50ZM56 46V45H55ZM55 46H52V47H55ZM134 46V45H133ZM8 47V46H7ZM65 48H66V46H64ZM6 48V47H5ZM15 48V47H14ZM13 48V45H12V43H11V45H10V47H8V51L5 53H0V95H1V98L3 99V101L2 102H0V104L2 103V104H8V101L7 100H10V99H8V98H10V97H8L9 95H10V93H11V86H12V83H13V81H14V79H13V77H14V75H16V72L18 71V69L16 70V68L17 67H14L13 69L15 70V72H12L11 71V69H12V67L14 66V65H12V66H10L11 64H15L14 62L15 61H18V60H20V59H22V57H21V55L19 54V53H22V54H28L27 55V58H29V57H31L32 58V54L34 53L33 51H28L25 47L23 48L24 49V51H22L23 49H21V50H19V51H17L16 49H14ZM43 48V47H42ZM47 48V47H46ZM51 48V47H50ZM48 49L49 50V52H44V54H46L45 56H44V61H46L48 58H50V60L49 61H51V59H52V61H53V57L55 56V55H53L54 53H55V51L57 52V53H59L58 52V49H55V48H52V49ZM64 48V50H66L65 52H63V53H65V54H67L68 55V53L69 52H71V50L72 49H74V48H72L71 50L69 49V50H67V49H65ZM69 48V47H68ZM114 48V47H113ZM201 48V47H200ZM205 48V47H204ZM232 48V49H231ZM3 49V48H2ZM19 49H20V47H19ZM25 49H26V51H25ZM62 49V48H61ZM112 49V48H111ZM258 49V50H257ZM43 50V49H42ZM47 50V51H48ZM116 50V49H115ZM115 50H114V52H115ZM120 50V49H119ZM135 50V49H134ZM133 50V51H134ZM228 50L229 49H227V53H226V51H225V54L226 55H228ZM44 51V50H43ZM73 52H75L76 50L74 49V50H72ZM112 51V50H111ZM144 51H143V54H142V58H143V55L144 54H146V53H144ZM198 51V50H197ZM196 51V52H197ZM203 51V50H202ZM207 51V50H206ZM205 51V52H206ZM19 52V53H18ZM28 52V53H27ZM39 52H41V51H38V53ZM118 52V51H117ZM119 52H121V50L119 51ZM135 52H137V50L135 51ZM134 52V53H135ZM179 52H183V54H184V56L182 57L181 55V57H182V59H180L178 56H176ZM196 52H195V54H196ZM254 52V53H253ZM259 52V53H260ZM32 53V54H31ZM50 53V54H49ZM62 52H61V54H63ZM134 53H132L133 55H134ZM139 53V52H138ZM215 53H218V52H216V50H215ZM35 54H36V56H37V52H35ZM56 54V53H55ZM64 54V55H65ZM71 54V53H70ZM91 54H93V56L91 55ZM197 54V55H198ZM207 54H208V52H207ZM220 54V53H219ZM221 54H224V53H221ZM234 54H237V53H234ZM242 54L240 55V53L239 54H237V56L238 55H240L241 57H242ZM39 55H40V53H39ZM41 55H43V54H41ZM40 55V56H41ZM49 55V56H48ZM59 55V54H58ZM72 55V54H71ZM70 55V56H71ZM113 55V54H112ZM111 55V56H112ZM136 55V54H135ZM135 55H134V57H135ZM232 55L233 54H231V55H229V57L231 56L232 57ZM29 56V57H28ZM39 56V57H40ZM53 56V57H52ZM108 56H110V55H108ZM138 56H140V55H138ZM234 56V55H233ZM236 56V58H235V56H234V60L236 59V61H237V58L238 57H240V56H238L237 57ZM248 56H250L248 59H249V61H247V57ZM33 57H34V54H33ZM38 56H37V58H39ZM48 57V58H47ZM52 57V58H51ZM56 57V56H55ZM73 56H71V58H72ZM88 57V56H87ZM90 57V58H91ZM119 57H121V55L119 56ZM133 57V56H132ZM137 57V56H136ZM207 57H209V56H207ZM209 57V58H210ZM31 58H29L30 59V62H31V67H33L34 65H36V67H37V64H34V59H32L31 60ZM36 58V57H35ZM64 58H65V56H64ZM64 58H63V60H64ZM70 58V57H69ZM111 58V57H110ZM109 58V59H110ZM139 58V57H138ZM141 58V57H140ZM219 58V59H218ZM74 59H76V58H74ZM108 59V58H107ZM119 59H122V57L121 58H119ZM165 59L166 60H168L169 61V64H167V66L165 65V63H163V61H165ZM180 59V60H179ZM229 59V58H228ZM243 59V58H242ZM13 62H12V61ZM34 60V61H33ZM69 60V59H68ZM77 60V59H76ZM75 60V61H76ZM106 60V59H105ZM179 60V61H178ZM229 60H231V58L229 59ZM239 60V59H238ZM245 60V59H244ZM262 60V59H261ZM32 61H33V64L34 65H32ZM37 61V63H38V65H39V62H38V60H36ZM35 61V62H36ZM43 61V62H44ZM51 61V62H52ZM71 61H72V59H71ZM138 61V60H137ZM136 61V62H137ZM236 61H233V63L234 62H236ZM240 61H242V60H240ZM239 61V62H240ZM258 61V63H259V60H257ZM264 61V60H263ZM55 62H57V61H55ZM54 61H53V63H55ZM66 62V61H65ZM68 62V61H67ZM144 62H146V63H144ZM228 62V61H227ZM237 63L238 65H240V63ZM261 62V61H260ZM45 63V62H44ZM47 63V62H46ZM257 63V64H258ZM49 64V63H48ZM164 64V65H163ZM215 64V65H216ZM241 64H242V62H241ZM245 64V63H244ZM255 64V63H254ZM16 65V64H15ZM22 65V67L23 66H25V65H23V64H21ZM42 64H40L39 66H41ZM236 65V64H235ZM234 65V66H235ZM238 65H236V66H238ZM243 65V64H242ZM249 65V64H248ZM248 65H246V66H248ZM17 66V65H16ZM45 66V65H44ZM253 66V65H252ZM255 66H257L256 64H255ZM261 66V65H260ZM264 66V65H263ZM262 66V67H263ZM35 66H34V68L32 69V72H34L35 70H36V72L38 71L37 70V68H36ZM239 67V66H238ZM242 67V66H241ZM239 68V69H237L236 68V70H232L233 71V73L232 74H235L236 72V74L233 76V75H230V76H233L232 78H235L236 79V81H237V83H238V86H239V84L241 85V86H243L244 85V83H245V79L242 77V73H241V71L243 70V68ZM250 66H248V68H249ZM11 68V69H10ZM24 68V67H23ZM23 68H21V75L23 76L24 74V70H23ZM219 68V69H218ZM231 68V67H230ZM246 69H248L247 67H245ZM255 68V67H254ZM253 68V69H254ZM12 69V70H13ZM35 69V70H34ZM57 69V68H56ZM241 69V70H240ZM257 69V68H256ZM256 69H255V71H256ZM259 69H261L262 70V68H260L259 67ZM13 70V71H14ZM46 70V69H45ZM58 70V69H57ZM57 70L55 71L56 73H57ZM238 70V71H237ZM240 70V71H239ZM248 70H250V75H252L251 74V72H252V70H251V67H250V69H248ZM26 71H27V69H26ZM47 71H49V73L51 74L50 76H51V78H53V80H51V78L49 77V79L48 80H51V81H47V82H51V87H55V82H54V77L56 76V73H51L50 71H51V69H49V70H47ZM231 71V72H232ZM234 71H236L235 73H234ZM260 71V70H259ZM258 70H257V72H259ZM20 72V71H19ZM32 72H29V74L30 73H32ZM36 72H34V73H36ZM44 72V69H43V71H38L37 72V77H38V79L39 80H43V78L44 77H47V76H44V75H41V73L42 74H45V73H43ZM52 72H54V71H52ZM162 72H164V73H162ZM229 73V75H228V73ZM243 72V71H242ZM254 72V71H253ZM261 72V71H260ZM264 72V71H263ZM15 73V74H14ZM18 73V72H17ZM40 73V74H39ZM262 73V72H261ZM19 75H20V73H18ZM258 74V73H257ZM256 74V75H257ZM18 75V76H19ZM42 76V78L41 77H39V76ZM47 75H49V74H47ZM184 75H185V80H187V82L185 81V80H183V77H184ZM254 75H255V72H254ZM264 75V74H263ZM18 78V77H17ZM32 78H33V76H32ZM187 78V79H186ZM188 78H189V80H188ZM190 78H193V79H195V80H193V79H190ZM231 78V77H230ZM251 78H253V76L251 77ZM251 78H249L248 80H247V84H248V82L251 80ZM263 78V77H262ZM37 79V78H36ZM35 78H33V81L34 80H36ZM199 79V81H201V83L199 82V81H196V80H198ZM229 79V78H228ZM258 79V78H257ZM31 80L32 79H30V82H31ZM46 80H47V78H46ZM45 80V81H46ZM77 80H80V79H77ZM145 80H146V82H145ZM177 80L180 82V84H177V85H175L176 83H177ZM190 80H191V82H190ZM194 81V83H193V81ZM253 80V79H252ZM252 80H251V82H252ZM262 80H264V79H262ZM188 81H189V84H188ZM196 81V82H195ZM214 81V82H215ZM30 82H29V84H26V86H25V88L26 87H28L29 88V85H31L30 86V88H32L33 87V90H34V86L36 85V86H38L39 84H36L37 82H35V84H34V82H31V84H30ZM53 82V83H52ZM178 82V83H179ZM213 82V83H214ZM218 82V81H217ZM251 82H250V84H251ZM191 83V84H190ZM243 83V84H242ZM256 83V82H255ZM260 83V85H258V86H260L261 87V85L263 84V81H262V83H261V81L259 82ZM215 84V83H214ZM217 84V83H216ZM249 84V85H250ZM34 85V86H33ZM47 85H49V83H47ZM53 85V86H52ZM222 85H224V84H222ZM255 85V84H254ZM256 85H257V83H256ZM15 86V85H14ZM35 86V87H36ZM186 86H187V88L189 89L190 87V90H188L187 88H186ZM194 86H196V88H193ZM229 86V85H228ZM237 86V87H238ZM23 87V86H22ZM50 87V86H49ZM216 87V86H215ZM221 87V86H220ZM231 87H233V86H231ZM250 88H253V90L251 91L252 93H255V92H258V90H257V88L256 87H254L253 85H250L249 86ZM142 88H144V89H146L147 90V92L145 93L146 94V96L147 97H142V96H140V95H142V94H140L141 93V90H142ZM244 87H242V89H243ZM246 88H247V91L249 90L248 89V86L247 87H245V89H243V91L244 90H246ZM52 89H54V88H52ZM57 89V88H56ZM185 89H187L186 91H189V92H184V90ZM210 89V90H209ZM230 89V88H229ZM233 89V88H232ZM240 89V88H239ZM263 89V88H262ZM29 90V89H28ZM31 91H33L32 89H30ZM218 90V89H217ZM237 90V89H236ZM31 91L29 92V93H31ZM35 91V90H34ZM227 91V90H226ZM225 91V93H227ZM229 91H231V90H228V93H229ZM247 91H245L244 93H247ZM255 91V92H254ZM105 92H107V93H109L110 92V96H111V98L114 96V98H106V99H108V100H106L105 98H100L99 96L101 95V94H105ZM115 94H114V93ZM232 92H234V91H231V93ZM50 93V92H49ZM87 93H89L90 95H87ZM225 93H223L222 95H224ZM228 93H227V95H228ZM26 94H28V93H26ZM112 94H113V96H112ZM138 94H140L139 96H138ZM206 94V95H205ZM46 95V94H45ZM45 95H44V97H45ZM83 95H84V93H83ZM211 95V94H210ZM213 95V94H212ZM81 96V97H80ZM103 96V95H102ZM101 96V97H102ZM209 96V95H208ZM233 96V95H232ZM8 97V98H7ZM212 97V96H211ZM230 97V96H229ZM6 99V101H5V99ZM81 99H82V101H81ZM110 99V100H109ZM236 99V98H235ZM33 100H35V98L33 99ZM1 101V100H0ZM32 101V100H31ZM61 101H62V98H61ZM79 101H81V102H79ZM204 101V100H203ZM5 102V103H4ZM48 102L50 103V106L49 105H47V102L45 103L44 101L42 102V103H45V106H48L49 107V109L51 108V110L53 109V107L54 106H56V105H59L58 103H54V105H53V103H52V99H50V100H48ZM54 102H56V101H54ZM78 103V104H77ZM79 103H82V105L80 106L79 105ZM248 103H249V101H248ZM1 104V105H2ZM34 104H36L35 102L32 104H30L31 106H30V108H29V112H31L32 113V108H33V105ZM4 105V106H5ZM44 105V104H43ZM79 105V106H78ZM87 105V106H86ZM203 105V106H202ZM204 105H206L205 107H204ZM231 105V106H230ZM236 105H239L240 106V109H239V107H237L238 108V110H237V108H235V106ZM3 106V105H2ZM53 106V107H52ZM77 106V108L76 109H74V107H76ZM177 106H183V109L184 108H187V112L185 113V114H187V113H191L190 111H192V112H194L195 114H196V116H195V114L193 115V113H192V115H191V117H188L189 116V114H188V116L186 115V117H188V119H185L184 117H182L181 115H176L177 113L175 112V111H177V110H179V108L178 109H176V107ZM233 106V108H230V107H232ZM7 106H5V108H6ZM47 107V108H48ZM58 107V106H57ZM72 107V108H71ZM79 107V108H78ZM180 107V109H182ZM243 107V108H242ZM3 108V107H2ZM34 108H38L37 106H35L34 105ZM33 108V109H34ZM44 108V107H43ZM46 108V109H47ZM54 108H56V107H54ZM204 108V109H203ZM235 108V109H234ZM242 108V109H241ZM35 109V110H36ZM45 109V110H46ZM48 109V110H49ZM68 109V110H69ZM175 109V110H174ZM226 109H227V111H226ZM231 109V110H230ZM47 110V111H48ZM215 110H216V112L217 113H213L212 114V112L214 111L215 112ZM232 110H234V111H232ZM4 111V110H3ZM2 111V112H3ZM5 111H6V109H5ZM34 111V110H33ZM50 111V110H49ZM48 111V112H49ZM70 111H72V110H70ZM228 111H230V112H228ZM244 111V112H245ZM2 112H0V113H2ZM36 112V111H35ZM38 112V111H37ZM47 112V113H48ZM52 112V111H51ZM174 112H175V114H174ZM178 112V111H177ZM207 112V111H206ZM222 112H224V113H222ZM227 112V113H226ZM240 112V111H239ZM7 113V112H6ZM70 113V112H69ZM243 113V112H242ZM248 113H250V112H248ZM33 114V113H32ZM35 114V113H34ZM68 114V113H67ZM72 114V113H71ZM76 114V115H75ZM185 114H183V116L185 115ZM253 114H256V113H253ZM29 115H31V114H29ZM238 115V114H237ZM241 115V114H240ZM240 115H239V117H240ZM28 116V115H27ZM32 116V115H31ZM31 116H30V118H31ZM35 116H37V115H35ZM35 116H32V117H35ZM48 116V115H47ZM72 116H73V114H72ZM76 116V117H75ZM195 116V118H193ZM247 116V115H246ZM246 116H243V117H245V119L244 120H236V118H235V120H234V122L236 123V125L238 126V128L236 129L237 131V133H235V134H237L238 136H242V133H244L241 129H240V127H244V128H252L253 130L255 129V127L256 126H254L253 125V123H254V121L252 120V119H248V118H250V114L248 115V117H246ZM253 116V115H252ZM182 117V118H181ZM223 117H220L221 119L223 118ZM231 117V116H230ZM233 117H235V116H232V118ZM37 118H38V116H37ZM190 118V119H189ZM193 118V119H192ZM215 118H217V116L215 117ZM5 119V118H4ZM34 119V118H33ZM144 120V122L146 121H148V119H150V121H149V123L150 124H148V125H146V127L148 126L149 128L148 129H151V132H150V135H146V134H148V131H146L147 129H143V128H146L145 127V125H144V127H142V129L140 128L141 127V125L143 126V124L144 123H142L141 122V120ZM229 119H231V118H229L228 117V121H229ZM241 119H243L242 118V115H241ZM0 120H2V119H0ZM142 120V121H143ZM205 120V119H204ZM210 120H212V118H210ZM209 120V121H210ZM217 120V119H216ZM232 120V119H231ZM31 121H32V119H31ZM34 121V120H33ZM70 121H68L69 122V124H70ZM184 121H186V122H184ZM200 121V122H199ZM223 121H226V120H224L223 119ZM222 121V122H223ZM263 121H264V119H263ZM134 122H139V124H140V122L142 123V124H140V127H139V129H140V131H138V125L139 124H137L136 126H137V129L135 130L134 129V127H136L135 126V124L136 123H134ZM199 122V123H198ZM219 122V121H218ZM227 122V121H226ZM225 122V123H226ZM230 122V121H229ZM256 122V121H255ZM260 122V121H259ZM32 123V122H31ZM74 123V124H73ZM131 123H133V124H131ZM198 123V124H197ZM70 124V125H71ZM216 124V123H215ZM218 124V123H217ZM229 124V123H228ZM0 125H1V122H0ZM7 126L8 128L9 127H11V126H8L7 125V123L6 124H4V125H1L0 126V138H2V139H0V147L2 148V151L3 152H1V153H3V155L4 156H8V157H6V158H4L3 156H2V154H1V157H3L5 160H4V162H2V161H0L1 163H0V208H4V209H8V208H11V207H16V205H19V203L16 201V202H12L10 199L14 196L13 194H15V193H18V192H15V190L16 191H18L16 188H18V186H13V185H15L16 183H18L19 181V179L22 177L23 179L21 180L20 179V181H22L23 183H22V185H25V181H24V177H27V176H29V173H30V175H31V172H33V171H28V169H30L31 168V166H30V168L29 167H27V168H24V167H22V165H20V163L18 162V161H16L14 158V160H15V162H14V160H11V158L12 157H10V156H12V154L14 153H12V154H10L11 152H10V148H9V146L10 145H12L11 144V142L12 141H14V140H12L11 139V135H9L10 137H8V134L6 133L5 134V129H4V126ZM31 125V124H30ZM33 125V124H32ZM70 125H68V126H70ZM132 125H133V127H132ZM150 125V126H149ZM195 125H197V126H195ZM202 125V124H201ZM256 125V124H255ZM5 126V128H7ZM130 126L132 127L131 129L132 130H134L133 131V133H132V135L130 134V132H132V130L130 129ZM195 126V127H194ZM200 126V125H199ZM210 126H211V124H210ZM220 126V125H219ZM227 126V125H226ZM225 126V127H226ZM240 126V127H239ZM261 126V125H260ZM260 126H259V128H260ZM71 127V126H70ZM73 127V126H72ZM72 127L71 128H69V129H72ZM202 127V126H201ZM213 127V126H212ZM254 127V128H253ZM257 127H258V125H257ZM256 127V128H257ZM12 128V127H11ZM27 128V127H26ZM31 129L33 128V127H30ZM30 128H28V129H30ZM10 129V128H9ZM13 129V128H12ZM203 129V128H202ZM219 129V128H218ZM263 129V128H262ZM5 130V131H4ZM73 130V129H72ZM71 130V131H72ZM142 130H144V132L142 131ZM204 130V129H203ZM211 130H212V128H211ZM252 130V131H253ZM260 130V129H259ZM8 131V130H7ZM13 131V133H14V131L15 130H12ZM25 131V130H24ZM137 131L139 132V133H137ZM196 131V130H195ZM200 131V130H199ZM212 131H214V130H212ZM254 131H256V132H260V131H258L257 129H255ZM253 131V132H254ZM10 132V131H9ZM187 132H189L188 133V136H187ZM12 133V134H13ZM28 133V132H27ZM214 133H216V131L214 132ZM221 133H223L222 131H221ZM4 134H5V136H4ZM245 134V133H244ZM262 134H263V136H264V131L262 132ZM15 136H16V134H14ZM214 135V134H213ZM222 135V134H221ZM29 136V135H28ZM195 136V135H194ZM200 136H202L201 134H200ZM209 136H210V142H213V139H211V136L212 135H210L209 134ZM215 136V135H214ZM8 137V138H7ZM189 137V138H188ZM193 137V136H192ZM191 137V138H192ZM197 137H198V135H197ZM196 136L194 137V139H196L197 138ZM206 137V136H205ZM215 137H217V135L215 136ZM223 137H224V133H223ZM226 137V136H225ZM10 138V139H9ZM14 138V137H13ZM145 138V139H144ZM187 138H188V142H187ZM202 138V137H201ZM204 138V137H203ZM203 138H202V140H203ZM219 138V137H218ZM227 138V137H226ZM9 139V140H8ZM16 139V138H15ZM68 139V138H67ZM175 139V140H174ZM199 137L196 139V141L197 142H199L200 144L202 143L201 141V139H200V141H199ZM216 139V138H215ZM10 140H11V142H10ZM65 140V141H64ZM186 140V141H185ZM193 140V139H192ZM220 140V139H219ZM194 141V140H193ZM206 141V140H205ZM224 141V140H223ZM236 141V140H235ZM72 142V143H71ZM149 142V141H148ZM190 142H191V140H190ZM195 142V141H194ZM231 140L229 141V143H228V145H230L231 146ZM263 142V141H262ZM63 143H65V144H63ZM67 143L69 144V145H67ZM71 143V144H70ZM179 143V142H178ZM15 144V143H14ZM149 144V143H148ZM180 144V143H179ZM205 144V143H204ZM233 144V143H232ZM57 145V144H56ZM55 145V146H56ZM181 145V144H180ZM183 145H185L184 143L182 144V146ZM189 145V146H190ZM207 145V144H206ZM211 145H213V143L211 144ZM225 144L223 143V146H224ZM13 146V145H12ZM63 146V147H64ZM138 146V145H137ZM178 146L179 145H177V148H178ZM187 146V145H186ZM192 146H193V144H192ZM199 146V145H198ZM202 146V145H201ZM215 146V145H214ZM226 147H228L229 148V146H227V144L225 145ZM11 147V146H10ZM14 147H15V145H14ZM185 147V146H184ZM209 147V146H208ZM221 147V146H220ZM57 148V147H56ZM66 148H64L65 150H66ZM139 148V147H138ZM137 148V149H138ZM141 148V147H140ZM173 148V147H172ZM177 148L175 149L176 150V152H174V149H171V151H172V153H176V154H179L178 152H181L182 153V150H180V149H183V148H180L179 150H177ZM186 148V147H185ZM188 148V147H187ZM194 148V147H193ZM203 148V147H202ZM206 148H207V146H206ZM211 148V147H210ZM224 148V147H223ZM15 149V148H14ZM13 149V150H14ZM164 149V150H165ZM196 149H198V148H196ZM204 149V148H203ZM215 149V148H214ZM230 149V148H229ZM1 150V149H0ZM35 150V149H34ZM33 150V151H34ZM54 150V149H53ZM64 150V151H65ZM126 150V151H127ZM133 150V149H132ZM144 150V149H143ZM192 150V149H191ZM193 150H195V149H193ZM221 149H219V151H220ZM32 151V150H31ZM44 151H46V149H44ZM63 151V152H64ZM178 151V152H177ZM196 152H199V151H197V150H195ZM202 151V150H201ZM230 150H228L227 149V151L225 150V152L224 153H226V156L225 155H223V152L220 154L221 156H219V157H224L225 156V158L226 159H228L229 158V155H228V152H229ZM8 152H10V153H8ZM37 152H39V151H37ZM43 152V151H42ZM139 152V151H138ZM145 152V151H144ZM164 152V151H163ZM194 152V151H193ZM195 152V154H197ZM204 152V151H203ZM213 152V151H212ZM217 152H218V148H217ZM35 153V152H34ZM33 153V154H34ZM47 153V152H46ZM49 153H47V155L49 154ZM66 153V155H68ZM147 153V152H146ZM148 153H147V155H145V157L147 156L148 158H149V156H148ZM200 153V152H199ZM198 153V156H201V154L202 155H204V153H200L199 154ZM7 154H10V155H7ZM16 154V153H15ZM29 154V153H28ZM31 154V153H30ZM29 154V155H30ZM37 154V153H36ZM39 154V153H38ZM56 154V153H55ZM63 154H65V153H63ZM76 154V155H75ZM170 154V153H169ZM206 154V153H205ZM150 155V156H151ZM217 155V154H216ZM31 156H32V154H31ZM34 156V155H33ZM61 156V157H60ZM76 156V157H75ZM139 156V155H138ZM165 156V157H164ZM176 157H177V155H175ZM205 156V155H204ZM207 156V155H206ZM0 157V158H1ZM10 157V158H9ZM48 157H50V156H48ZM52 157V156H51ZM66 157H68V158H66ZM228 157V158H227ZM3 158H2V160H3ZM17 158V157H16ZM27 158H28V155H27ZM62 158V159H61ZM201 158V157H200ZM205 158V157H204ZM210 158V157H209ZM215 158H217V156L215 157ZM225 158H223V159H225ZM232 159H234L233 157H231ZM39 159V158H38ZM66 159H67V162H66ZM68 159H71L70 161L68 160ZM203 159V158H202ZM223 159H221V160H223ZM230 159V158H229ZM1 160V159H0ZM6 160H8V161H6ZM11 160V161H10ZM29 160H31L30 158H29ZM153 159H151V161H152ZM156 160V161H157ZM211 160V159H210ZM219 160V159H218ZM28 161V160H27ZM41 161V165H44V166H46V168L48 169V167H50V165H52V164H49L48 165V167H47V165H45V164H42L43 162ZM55 161V162H54ZM61 161H63V162H65V163H63V162H61ZM70 163H69V162ZM143 161H145V159H143ZM148 161H150V158L148 159ZM211 161H213V160H211ZM230 161H231V159H230ZM229 160H228V162H230ZM254 161V160H253ZM25 162H26V160H25ZM29 162H31V161H29ZM73 162H75V164L73 163ZM214 163H216V161L214 160L213 161ZM220 162H222V161H220ZM226 162V161H225ZM232 162V161H231ZM237 160L236 159H234L233 160V167L229 164V163H227L226 165H228V167H225L226 165H224V163H223V166H222V168L223 169H227V174H229V175H233V173L235 174V175H233L234 176V178H235V176H236V178H237V176L240 174V172H241V167H240V165L239 164H237ZM33 163H35V162H33ZM60 163V164H59ZM67 163V164H66ZM70 165H73V166H70ZM140 163H141V161H140ZM148 162H146V164H147ZM159 163V162H158ZM64 164V165H63ZM77 164V165H76ZM151 164H152V167H150L151 166ZM151 164L149 165V167H150V169L151 168H153V162H151ZM157 164V163H156ZM218 164H221V163H219L218 162ZM251 164V163H250ZM256 164V163H255ZM27 165V164H26ZM32 165V164H31ZM65 165H67L70 169H74V171H71L69 168H67V166H65ZM74 165H76V167H74ZM142 165V164H141ZM141 165H140V169L142 168L141 167ZM24 166V165H23ZM33 166V165H32ZM37 166V165H36ZM55 166V165H54ZM59 166V167H60ZM65 166V167H64ZM219 166V165H218ZM221 166V165H220ZM230 166V167H229ZM254 166H256V165H254ZM23 168L24 170L22 171L21 170V168ZM26 167V166H25ZM34 167V166H33ZM33 167L31 168V169H33ZM149 167L148 166H146V167H144L143 166V169H145L146 168V170L147 169H149ZM221 168V169H222ZM26 169V170H25ZM69 169V170H68ZM75 169H76V171H75ZM114 169V170H113ZM135 169V168H134ZM220 169V170H221ZM59 170V169H58ZM61 170V169H60ZM63 170V169H62ZM61 170V171H62ZM137 170V169H136ZM230 171V173H229V171ZM234 170V171H233ZM25 171H27V172H25ZM64 171H62V172H64ZM115 173V174H113L112 176L111 175H107V174H109L108 172H110V173H113V172ZM138 171H139V169H138ZM141 171H142V169H141ZM144 171V170H143ZM147 171H149V170H147ZM223 173L225 172L226 173V171H223V170H221ZM29 172V173H28ZM40 172V173H41ZM53 172V171H52ZM74 173H76L75 174V176H73L74 175ZM104 173H107V174H104ZM138 174H139V172H137ZM221 172H219V174H220ZM224 173V174H225ZM50 174H52L51 173V171H50ZM72 174V176H70ZM77 174H78V176H77ZM102 174H103V176L105 175V177L103 178V176H102ZM122 174H123V176H122ZM134 174V173H133ZM137 174V175H138ZM141 175H142V173H140ZM140 174H139V176H140ZM26 175V176H25ZM109 176V177H107V176ZM115 175V176H114ZM135 175H136V173H135ZM137 175L135 176L136 178H137ZM222 175V174H221ZM220 175V176H221ZM49 176V175H48ZM63 176V177H62ZM66 176V177H65ZM101 176V177H100ZM117 176V177H116ZM121 176V177H120ZM144 176V175H143ZM217 176H219V175H217ZM223 176H225V175H223ZM222 176V177H223ZM233 176H231V177H233ZM240 176V178L238 177L237 179H234L233 178V180H235V185H237V187L236 188H239V190H240V187H238L239 186V184H238V181H240V179H242L241 178V175H239ZM31 177H37V176H34V175H31ZM37 177V178H38ZM46 177V176H45ZM50 177V176H49ZM53 177V175H51V178ZM70 177V178H69ZM74 177H76L77 178V182H76V180L74 181L73 179H74ZM107 177V178H106ZM132 177H133V175H132ZM142 177V176H141ZM140 177V178H141ZM216 177V176H215ZM227 177H229V179H230V181H231V178H230V176H227ZM65 178L67 179V181L65 182L64 180H65ZM75 178V179H76ZM100 178V179H99ZM101 178L102 179H104L103 181L101 180ZM106 178V179H105ZM219 178V177H218ZM221 178V177H220ZM219 178V179H220ZM225 178H226V176H225ZM29 179H31L30 177H29ZM29 179H27V180H29ZM51 180V182L53 181V182H55V183H53L52 182V184L49 182L50 180ZM69 179H71V181L73 180L74 182H75V184L74 185H71V184H73L71 181H69ZM99 179V180H98ZM143 179V178H142ZM215 179V178H214ZM222 179H224V178H221L220 180L221 181H223ZM228 178L226 179L227 181L229 180ZM38 181H39V179H37ZM80 180V181H79ZM101 180V181H100ZM129 180V181H128ZM137 180H139V179H136L135 180V183H136V181ZM216 180V179H215ZM247 179H245L244 181H246ZM59 181H61V183H62V181H64L62 184L59 182ZM71 183L70 185L73 187L74 186V188L72 189V187L70 188V185H69V187L68 188H70V190L72 189L73 191H71V192H68V191H70L69 189L66 191V187L67 186H64V185H66L65 183H69V182ZM100 181V182H99ZM36 182V181H35ZM57 182V183H56ZM59 182V183H58ZM78 182H81V183H83L82 185H81V189H80V187L78 186V185H80V183L79 184H76V183H78ZM97 182H99V183H97ZM109 182V183H108ZM143 182V181H142ZM29 182L27 181V186H29V184H28ZM50 185H49V184ZM138 183H139V181H138ZM221 183V182H220ZM223 183H225V188H223V189H225L226 190V192L225 193H228L229 191H228V189H226L227 187L226 186H231V184H226V181L224 180V182ZM232 183V182H231ZM237 183V184H236ZM8 184H12L11 185V188H15V190L12 192L11 190V192H7V190L9 189H7V190H5L4 191V188H7L6 187V185H8ZM55 186H54V185ZM64 184V185H63ZM96 184H98V185H96ZM108 184V185H107ZM114 184V183H113ZM117 183H116V185H115V187H117V185H118ZM131 184V183H130ZM132 184H134V179H133V183ZM141 183H139V186H141L140 185ZM215 184H217V182H215ZM233 184V183H232ZM233 184V185H234ZM37 185V184H36ZM40 185V184H39ZM38 185V186H39ZM60 185V186H59ZM63 187H62V186ZM75 185H77L76 187H75ZM219 185V184H218ZM231 186V187H229V189L231 188H233V187H235V186ZM13 186V187H12ZM20 186V185H19ZM83 186V187H82ZM105 186H107V187H105ZM138 186V185H137ZM216 186V185H215ZM221 186V185H220ZM219 186V187H220ZM223 186H224V184H223ZM21 187V186H20ZM19 187V188H20ZM40 187V186H39ZM57 187H56V189H57ZM62 187V188H61ZM79 187V188H78ZM100 187V189H98V188ZM132 187H134V186H132ZM136 187V186H135ZM134 187V188H135ZM211 186H209L208 185V188L206 189V193H208V189L210 188ZM24 188H27L28 189V187H26V185H25V187ZM37 189H38V187H36ZM76 188H78V189H76ZM95 188H97V190L95 191ZM130 189H131V186L129 187ZM217 188V187H216ZM235 188V189H236ZM41 189V188H40ZM61 189L63 190L62 192H61ZM65 189V190H64ZM74 189H75V191H74ZM113 189V188H112ZM116 188H114L113 190L116 192V190H115ZM117 189V190H118ZM127 189H128V187H127ZM130 189H129V191H128V193L130 192ZM140 189V188H139ZM234 189V190H235ZM13 190V189H12ZM32 190V189H31ZM43 190V191H44ZM81 190V191H80ZM202 190V189H201ZM233 190V189H232ZM25 191V190H24ZM57 191V190H56ZM66 191V192H65ZM105 191H107V190H105ZM109 191V190H108ZM111 191V190H110ZM114 191H112V194H113V192ZM124 191H126L127 192V190H124ZM132 191H133V189H132ZM131 191V192H132ZM136 191V190H135ZM211 191H212V189H211ZM215 191V190H214ZM241 191V190H240ZM15 192V193H14ZM63 192L64 193H67L68 192V194L66 195L67 196V201H65V199H58V198H61V196H59V195H63ZM72 192L74 193H77V194H73V198L75 199H73V201H71L72 199H71V197H72ZM79 192H80V194H79ZM82 192V193H81ZM87 195L88 194V196H83V195H85L84 193ZM104 192V191H103ZM103 192H101V194L103 193ZM120 192H121V190H120ZM197 192V191H196ZM204 193H203V195L205 194V196H209V195H206V193H205V191H203ZM222 192H224V191H222ZM235 192V194H236V192L237 191H234ZM242 192V191H241ZM24 193V192H23ZM22 193V194H23ZM26 193V192H25ZM36 193V192H35ZM51 193H48V194H51ZM54 193V194H53ZM69 193H71L70 194V196L71 197H69V200H70V202H69V200H68V196H69ZM111 193V192H110ZM109 193V194H110ZM133 193V192H132ZM135 193V192H134ZM197 193H199V191L197 192ZM197 193H195V196L194 195H192L191 194V197L192 196H194V198L196 197V195H198ZM211 193V192H210ZM224 193V194H225ZM232 193V191L230 192V193H228V194H231ZM238 193V192H237ZM38 194V193H37ZM95 194V195H94ZM109 194H108V197H110L109 196ZM111 194V195H112ZM118 194H119V192H118ZM131 194V193H130ZM194 194V193H193ZM235 194H233V195H235ZM19 196H20V194H18ZM17 195V196H18ZM58 196V197H56V196ZM76 195V196H75ZM77 195L79 196L80 195V197H77ZM106 194H103V195H101V198H100V200L101 199H103V197H105L106 198V196H105ZM115 195V194H114ZM125 195V194H124ZM135 195V194H134ZM133 195V196H134ZM200 195H202V192H201V194H199L198 196L199 197H197V198H199L200 199ZM211 195H212V193H211ZM233 195H232V197H233ZM243 195V194H242ZM10 196H12V197H10ZM15 196H16V194H15ZM17 196L15 197V198H17ZM32 196V195H31ZM54 196V197H53ZM100 196V195H99ZM103 196V197H102ZM113 196V195H112ZM118 196V195H117ZM117 196H114L113 198L112 197H110V199H109V202L110 203H114V202H116V201H114L113 200V202H112V199H115V197H117ZM120 196V195H119ZM128 196H130L129 194H128ZM204 196V198H206ZM226 196H228V195H225V197ZM230 196V195H229ZM237 196H239L238 194H237ZM47 197V198H46ZM84 197V198H83ZM88 199H87V198ZM121 197H122V195H121ZM190 197V196H189ZM210 198H208L209 200L211 199V197H214V196H209ZM224 197V198H225ZM19 198V197H18ZM17 198V199H18ZM41 198H46V199H52L53 200V203H51L52 202V200H51V202L49 201V200H45V199H41ZM56 198L58 199V200H60L61 202H57V203H55L57 200H56ZM64 198V197H63ZM77 198H79V199H77ZM120 198V197H119ZM127 198V197H126ZM196 198V199H197ZM203 198V199H204ZM222 198V197H221ZM238 198V197H237ZM9 199V200H8ZM25 199V198H24ZM28 199V198H27ZM30 199V198H29ZM107 199V198H106ZM130 199V198H129ZM184 199H187V198H184ZM198 199V200H199ZM202 199V196H201V201L203 200ZM207 199V200H208ZM218 199V201H219V198H217ZM223 199V198H222ZM222 199H220V200H222ZM226 199V198H225ZM224 199V201H226ZM241 199H243V197L241 198ZM31 200V199H30ZM34 200V199H33ZM41 200V201H40ZM45 202V204H46V206H47V209H48V203H51L52 204V206H51V204H50V206L51 207H53V205H55L54 206V209L56 210L57 209V207L56 206H58L59 207V205L61 206V204H59V203H67V204H63L64 206H61L60 207V209L58 210V211H60V213H58L57 214V211H55V210H53L50 206V208H51V211H52V213H56L55 215L53 214V216L55 217H53L52 216V218H50V213H51V211L48 209L47 210V212H48V214L49 215H46L47 213H46V210L44 209L43 210V208H46V207H44L43 206V204H44V202ZM97 201H95V203H94V201H92L93 203H91L90 201H87V203L88 204H90L91 205V207H92V205H96V202H97V204L99 203L98 202V200L99 199H96ZM188 200V199H187ZM191 200H193V198H191ZM199 200V201H200ZM207 200H205V202L207 201ZM213 200V198L211 199V201ZM238 200V199H237ZM236 200V201H237ZM11 201V202H10ZM15 201V200H14ZM32 201V200H31ZM40 201V202H39ZM47 201H49L48 203H46ZM65 201V202H64ZM76 201V202H75ZM106 201V200H105ZM124 201V200H123ZM184 202H185V200H183ZM193 201H195V199L193 200ZM192 201V202H193ZM214 201V200H213ZM229 201V200H228ZM228 201H226V202H228ZM234 201V200H233ZM244 201H246V199L244 198ZM74 202V203H73ZM90 202V203H89ZM102 202V201H101ZM104 202V201H103ZM108 201L106 202L107 203V208L110 206ZM126 202V201H125ZM183 202V203H184ZM196 202H197V200H196ZM222 203L223 202V200L222 201H219V203ZM225 202V203H226ZM17 203V204H16ZM30 203V201L28 202V204ZM33 203V202H32ZM83 203V204H82ZM86 203V204H87ZM109 203V204H108ZM181 203V202H180ZM189 203V202H188ZM217 202H215V204H216ZM225 203L223 204L224 206H226L225 205ZM234 203V202H233ZM242 204H243V202H241ZM247 203V202H246ZM21 204V203H20ZM23 204V203H22ZM85 204V205H86ZM87 204V205H88ZM103 204H105V202L103 203ZM131 204V203H130ZM193 204V203H192ZM192 204H191V206H192ZM204 204V203H203ZM206 204V207H208L209 208V206H210V208L211 207H214L215 206V204H214V202H213V205L212 204H210V201H209V203L207 204V202L205 203ZM205 204H204V206H205ZM229 204V203H228ZM231 204V203H230ZM237 204V203H236ZM239 204V203H238ZM83 206V207H88L89 206V208H90V205H88V206ZM101 205H102V203H101ZM106 205V204H105ZM165 205V204H164ZM163 205V206H164ZM180 206V208H179V211H177V206H175V207H173V208H175L176 210L175 211H177L178 213L177 214H179V212H180V210L182 209L181 208V205H182V207H183V204H179ZM201 202H200V204H199V206H200V208H201ZM212 205V206H211ZM217 205V204H216ZM219 205V204H218ZM244 205H246V204H243V205H237L238 207H240V206H244ZM11 206V207H10ZM23 206V205H22ZM31 206H32V204H31ZM30 206V207H31ZM36 206V205H35ZM102 206H104V205H102ZM111 206H113V208H111L112 210H110V212L111 211H114L113 209H117V207H114V205L113 204H111ZM157 206L159 207V208H157ZM162 206V204H157V205H155L154 206V208H153V210H152V213L154 214L153 216H152V218H155V216H156V218H157V220H156V218H155V220H156V222L155 223H157L158 224V220H159V222H160V220L161 219H159L160 217H161V215L163 216V212L164 213H166V211L165 210H167V212L168 211H173V213L172 212H168L169 213V215L167 214L166 216H168V220L170 221V219H173V216H174V218L176 217H180V215L179 216H175V214L176 213H174L175 211H174V209H165L164 211H163V207ZM188 206H190V205H188ZM193 206H194V204H193ZM198 206V207H199ZM203 206V205H202ZM203 206V207H204ZM229 206V205H228ZM42 207V208H41ZM64 207H66L65 209H64ZM95 207V206H94ZM93 207V208H94ZM96 207H98V206H96ZM167 207V206H166ZM197 207V205H196V208H198ZM232 207H234L233 205L232 206H230V208H232ZM18 208V207H17ZM63 208V210H65V211H62L61 209ZM72 208V209H71ZM89 208H86L85 210L87 211H89L90 212V210L92 211V213L90 212V214H92V215H89V216H92L93 217V212L94 213H96V212H98V214H99V221H97V222H104L105 220H104V216H101V215H106L107 213H108V211H107V213H105V212H103V214L101 213V212H99V211H97L98 209H100L99 207L97 208V209H91L90 208V210H89ZM104 208H106V206H104ZM106 208V209H107ZM123 208V207H122ZM121 208V209H122ZM125 208V207H124ZM168 208V207H167ZM184 208H185V206H184ZM225 208V207H224ZM223 208V210H227V209H224ZM226 208H227V206H226ZM234 208H236V205H235V207ZM234 208H232V209H234ZM15 209V208H14ZM30 209V208H29ZM28 209V210H29ZM71 209V210H70ZM74 209V210H73ZM77 209V210H76ZM109 209V208H108ZM116 209H115V211H116ZM120 209V210H121ZM185 209H187V208H185ZM184 209V210H185ZM193 209V208H192ZM211 209H213V208H211ZM214 209H215V207H214ZM217 209V208H216ZM232 209H228V210H232ZM237 209V210H236ZM235 209V211L234 210H232V211H234L235 213V216L237 217V214L238 213H236V211H238L240 208H236ZM245 209V208H244ZM249 208H247V210H248ZM10 210H12V209H10ZM31 210V209H30ZM36 210V209H35ZM40 210H38V211H40ZM72 211V212H70V211ZM75 210H76V212H75ZM82 210V209H81ZM84 210V209H83ZM85 210L83 211V214L85 213ZM105 210V209H104ZM104 210H102L101 209V211H104ZM119 210V209H118ZM124 210V209H123ZM122 210V211H123ZM207 210H209V209H207V208H205V211L207 212ZM226 211V213L227 212H229V211ZM34 211V210H33ZM37 211V212H38ZM74 211V212H73ZM122 211H121V213H122ZM125 211V210H124ZM163 211V212H162ZM182 212H183V210H181ZM188 211V210H187ZM197 211H199V209L197 210ZM201 211V210H200ZM214 211V210H213ZM218 211H219V209H218ZM221 211H222V209H221ZM232 211H230L231 213H232ZM61 212H62V214H61ZM64 212V213H63ZM69 212V213H68ZM182 212H180V213H182ZM192 212V211H191ZM196 212V211H195ZM239 212V215H240V213L241 212H243V211H238ZM3 213V212H2ZM2 213L0 212V217L1 216H3L4 217V215H2ZM13 213V212H12ZM51 213V214H52ZM66 213H68V215H66ZM87 213V212H86ZM105 213V214H104ZM115 213H119V212H114V213H111V214H114L113 215V217H112V215L111 214H109V215H111V219H110V217H109V219H110V223H111V220H112V223L113 222H115V220L117 219V217H118V221H116L117 222V225L116 226H118L119 225V220L124 216V215H122L121 213L119 214V216L121 217H119V216H116V214ZM172 213V214H171ZM187 213V212H186ZM193 213H194V211H193ZM199 213V212H198ZM202 213V212H201ZM214 213V212H213ZM217 213H219L220 214V212H217ZM226 213H225V216H224V218H227V217H229L231 214L229 213V215H226ZM243 213H245V212H243ZM262 213H263V216H264V208L262 209ZM35 214H37V213H35ZM38 214L40 215V218H42L41 220H43V217H44V214H40V212H38ZM88 214V213H87ZM98 214L96 213V215L98 216ZM159 214H161V215H159ZM188 215L190 214V216H192L191 215V213H187ZM205 214H208V213H205ZM205 214L203 213V217L205 216ZM221 214H224V212H222ZM38 215V216H39ZM58 215V216H57ZM66 215V216H65ZM74 215H71L72 216V218L74 217ZM86 215V214H85ZM95 215V214H94ZM171 215V216H170ZM173 215V216H172ZM186 215V214H185ZM194 215H195V213H194ZM198 215V214H197ZM195 216V217H197V218H200L201 217V214L200 215H198V216H200V217H198V216ZM209 215V214H208ZM215 215V214H214ZM242 215V214H241ZM240 215V216H241ZM43 216V217H42ZM96 216V217H97ZM115 216V217H114ZM165 216V219H167V217ZM169 216L170 217H172V218H169ZM212 216H213V214H212ZM212 216H211V218H212ZM227 216V217H226ZM48 217H49V219H48ZM76 217V216H75ZM91 217V218H92ZM210 217V216H209ZM218 217H219V215H218ZM222 217V216H221ZM231 217V216H230ZM230 217H229V219H230ZM236 217H233L232 216V220L235 218L236 220L238 219V218H236ZM71 218V222L70 223H72L73 224V222H75L74 224H73V226H75V224L77 223V224H80V223H83V221L81 222V221H79V219L78 218H74V219H72ZM84 218H85V216H84ZM88 217H87V215H86V218H85V220L87 219ZM102 218V219H101ZM107 218H108V214H107ZM112 218H114V219H112ZM116 218V219H115ZM150 218V217H149ZM163 218V217H162ZM197 218H196V221H197V223H198V220H197ZM223 218V217H222ZM45 219V218H44ZM50 220V219H52L51 221H49L48 222V220ZM54 219V220H53ZM89 220H90V217L88 218ZM93 219L95 220V217H93ZM128 219V218H127ZM127 219H125V216H124V218L122 219V225H125V224H123L124 223V221L125 220H127ZM181 219V218H180ZM179 219V220H180ZM207 219H209V218H207ZM213 219V218H212ZM228 219V218H227ZM2 220V219H1ZM4 220V219H3ZM58 220H59V222H61V220L58 218ZM83 220V219H82ZM84 220V221H85ZM205 220V224H206V226H207V223H206V219H204ZM204 220H202V221H204ZM226 220V219H225ZM225 220H223L224 222H225ZM236 220H235V224H236ZM73 221V222H72ZM88 221V220H87ZM128 221H130V220H128ZM141 221V220H140ZM181 221V220H180ZM194 221V220H193ZM208 221V220H207ZM211 221V220H210ZM221 221V220H220ZM243 221V220H242ZM241 221V222H242ZM3 221H0V226L2 225L3 226V229H4V224L2 223ZM8 222V221H7ZM68 222H66V224H63V227L64 228H66L64 225H67V227H69L68 226ZM86 222V221H85ZM84 222V223H85ZM101 222V223H102ZM106 222V221H105ZM115 222V223H116ZM127 222V221H126ZM164 222V221H163ZM212 222H213V220H212ZM211 222V223H212ZM226 222H227V220H226ZM225 222V223H226ZM234 222V221H233ZM240 222V223H241ZM248 222V221H247ZM9 223V222H8ZM8 223H6V224H8ZM56 223V222H55ZM61 223H63V222H61ZM90 223H91V221H90ZM101 223L99 224V225H101ZM109 223V224H110ZM114 223V224H115ZM138 223V222H137ZM145 223V222H144ZM164 223H166V222H164ZM196 223V222H195ZM196 223V224H197ZM215 223V222H214ZM214 223H212V224H214ZM228 223H231V221L229 222L228 221ZM227 223V226L229 225ZM72 224H70V226L72 227ZM76 224V225H77ZM86 224V223H85ZM105 224V223H104ZM104 224H102L103 226V230H104V228H105V230L108 232V230L109 229H111L110 227L113 225V224H110L111 226L109 227L108 225H107V223L105 224L106 226H104ZM128 224V223H127ZM126 224V225H127ZM159 224H161V223H159ZM176 224H177V222H176ZM182 224H184V223H182ZM190 224H192V223H190ZM195 224V225H196ZM210 224V223H209ZM209 224H208V227H209ZM212 224H210L211 225V227L213 226ZM219 224H221V222L219 223ZM233 224V223H232ZM10 225V224H9ZM48 225V224H47ZM81 225V224H80ZM94 226H92V227H95V224H93ZM98 225V224H97ZM98 225V227H100L101 228V226H99ZM151 225V224H150ZM186 225V224H185ZM204 225V224H203ZM224 225V224H223ZM236 225H239L238 223L236 224ZM49 226V225H48ZM83 226H86V225H81V227H82V229L83 228H85V227H83ZM88 226H90V224L88 225ZM109 228H108V227ZM154 226V225H153ZM160 226V225H159ZM166 226H167V224H166ZM165 226V227H166ZM172 226V225H171ZM177 226V225H176ZM176 226H175V228H176ZM184 226V225H183ZM202 226V225H201ZM214 226H215V224H214ZM230 226V225H229ZM77 227L78 228H80V226H78L77 225ZM77 227H74L75 229H77ZM113 227V226H112ZM122 227V226H121ZM121 227H117V229H115V230H118L119 228H121ZM164 227V226H163ZM168 227V226H167ZM170 227V226H169ZM169 227H168V229L166 228H163L165 231L166 230H169ZM178 227H180L181 228V226H178ZM216 227V226H215ZM218 227V226H217ZM219 227H222V225H219ZM223 227H225V225L223 226ZM2 228V227H1ZM61 228V227H60ZM100 228H94L95 229V231L97 232H94V236H93V238L90 240V241H92L94 238V240H93V242L94 243H96L97 244V240H98V242H100V243H98V244H100V245H102L101 244V242L102 243H107V241L106 240H108V242H112L111 241V239L113 238L114 239V237L116 236V234H114L115 232L114 231H112V229L110 230V232L111 233H113L112 235H115V236H113V237H111V239H108L107 237H105L106 235V231H105V234H104V231L102 230V232H98L97 230L99 229V231H100ZM107 228V229H106ZM116 228V227H115ZM130 228V227H129ZM139 228V227H138ZM185 228H186V226H185ZM187 228H188V225H187ZM186 228V229H187ZM192 228H195V226L194 227H192ZM206 228V227H205ZM231 228V227H230ZM257 230H259V231H264V223H261L260 225L258 224V226L257 227H255ZM69 231H71L70 229H72L73 230V227L72 228H67ZM75 229H74V231H75ZM82 229H81V231H82ZM91 230L93 229V228H90ZM151 229V228H150ZM153 229V228H152ZM162 228L160 229V230H163ZM171 229V228H170ZM174 229V228H173ZM179 229V228H178ZM190 230V232L191 233H189V231H187V230H182V228L181 229H179V230H173L174 231V233H172V234H174V235H172V238L170 239V240H173V236H174V239H178L179 240V238H180V235H178L179 233L182 235V233L181 232H185L184 234H183V236L185 237V235L187 236V235H189V234H194V232L192 233V230L193 229H191V227L189 228ZM212 229H213V227H212ZM218 229H220V228H218ZM224 229V228H223ZM240 229H242V228H240ZM85 230H87V233L85 232V234H86V236H84V238L86 239V237H90V235L89 236H87V234L88 233H90V232H88V230L89 229H85ZM85 230H83V232L85 231ZM114 230V229H113ZM121 230H122V228H121ZM126 230V229H125ZM128 230H130V229H128ZM144 230V229H143ZM163 230V234L164 233H169L170 231H167V232H165ZM180 230H182V231H180ZM197 230V229H196ZM195 230V231H196ZM199 230V232H201V230H203V226H202V228H201V230H200V228L198 229ZM197 230V231H198ZM236 230V229H235ZM15 231V230H14ZM69 231H67V232H69ZM72 232V237H76V236H79V235H81V233H79V231H80V229H78V230H76L77 231V233H79L78 235L76 234V232ZM127 231V230H126ZM136 231V230H135ZM141 231V230H140ZM147 231V230H146ZM155 231V230H154ZM171 231H172V229H171ZM176 231H177V233H176ZM194 231V230H193ZM5 231H1V236H0V243L2 244L0 247V250L2 251H4V252H2V254L4 253V255L6 254V256H7V254L8 255H10V252L9 251H11L12 249H10V247H9V245L8 244H12V242L14 243V241L15 240H17L18 238H19V232H9V233H4ZM117 232V231H116ZM156 232H158L157 231V229H156ZM160 232V231H159ZM214 232V231H213ZM219 232H220V230H219ZM218 231H217V229H216V232L215 233H218V234H220ZM226 232V231H225ZM235 232V231H234ZM237 232V231H236ZM242 232V231H241ZM3 233V234H2ZM71 233V232H70ZM74 233H75V235H74ZM92 233V232H91ZM95 233L96 234H98V233H102L101 235H98V236H95ZM109 233V232H108ZM119 233H120V231H119ZM118 233V234H119ZM124 233V232H123ZM122 233V234H123ZM152 233V232H151ZM188 233V234H187ZM196 234H198L197 232H195ZM202 233H204V230H203V232ZM221 233H223V231H221ZM230 233H231V231H230ZM84 234V233H83ZM105 235L104 236V239H102L101 237H102V235ZM121 234V233H120ZM149 234V233H148ZM162 234V235H163ZM177 236H176V235ZM224 234L225 233H223V236H224ZM231 234H233V232L231 233ZM243 234V233H242ZM241 234V235H242ZM110 235L111 234H109V236L108 237H110ZM130 235V234H129ZM160 235H161V233H160ZM162 235L160 236V238L162 237ZM166 235V234H165ZM203 235V234H202ZM227 235L228 236H230L228 233H226V237H227ZM240 235V236H241ZM82 236V235H81ZM99 236H101V237H99ZM124 236V235H123ZM148 236V235H147ZM168 235H166V236H163L162 237V240L164 239V237L166 238ZM170 236H171V234H170ZM170 236H168L166 239H168L169 240V238H170ZM189 236H191V235H189ZM195 236V235H194ZM201 236V234L199 235V238H198V240L201 238H203L202 236ZM235 236H236V234H235ZM239 236V237H240ZM69 237H70V235H69ZM96 237H97V239H96ZM99 237V238H98ZM118 237V236H117ZM120 237V236H119ZM119 237H118V239H119ZM176 237V238H175ZM184 237H183V239H181V240H184ZM193 237V236H192ZM196 237V239H197V235L195 236ZM194 237V238H195ZM233 237H234V235H233ZM244 237V236H243ZM243 237L242 238H240V239H243ZM71 238V237H70ZM101 238V239H100ZM107 238V239H106ZM147 238V237H146ZM149 238V237H148ZM181 238H182V236H181ZM186 238L187 237H185V240H186ZM83 239V238H82ZM90 239V238H89ZM106 239V240H105ZM116 239V238H115ZM154 239V238H153ZM192 239L193 238H191V241H192ZM229 240H228V243L230 242V237L228 238ZM236 239H238V236H236ZM76 240V239H75ZM96 240V241H95ZM102 240V241H101ZM169 240V241H170ZM190 241V238H188L187 239V241ZM197 240V241H198ZM243 240H245V238L243 239ZM243 240H241V241H243ZM71 241H73V240H71ZM104 241V242H103ZM116 241H119V240H117L116 239ZM115 241V242H116ZM121 241V240H120ZM174 241V240H173ZM172 241V242H173ZM190 241V242H191ZM193 241H194V239H193ZM197 241H194V244H196L195 242H197ZM233 241H235V238H233ZM239 241V240H238ZM240 241V242H241ZM199 242V241H198ZM201 242V241H200ZM236 242H237V240H236ZM239 242V243H240ZM105 243L103 244V246L105 245ZM141 243V242H140ZM144 243V242H143ZM156 243V242H155ZM171 243V242H170ZM227 243V244H228ZM231 243H232V239H231ZM245 243H246V241H245ZM142 244V243H141ZM159 244V243H158ZM235 244V242L233 243V245ZM238 244V243H237ZM236 244V245H237ZM241 244V243H240ZM243 244V243H242ZM163 245V244H162ZM201 245V244H200ZM153 246V245H152ZM161 246V245H160ZM172 246V245H171ZM240 246V245H239ZM245 246H247V244H245ZM187 247V246H186ZM229 246H227V248H228ZM234 247H235V245H234ZM233 246H232V248H234ZM242 247H244V245H242ZM163 248H165V246L163 247ZM171 249V247H168V249ZM179 248V247H178ZM199 248V247H198ZM241 248V247H240ZM247 247H245V250H247L246 249ZM97 249V248H96ZM155 249V248H154ZM236 249H239V248H236ZM235 248L234 249H232L231 250V252H233V254H234V251L236 250ZM182 250V249H181ZM241 250V249H240ZM244 250V251H245ZM105 251V250H104ZM98 252V251H97ZM106 252H108V251H106ZM112 252H114V250L112 251ZM115 252H117V251H115ZM189 252V251H188ZM243 252V251H242ZM90 253V252H89ZM104 253V252H103ZM110 253V252H109ZM193 253V252H192ZM196 253V252H195ZM194 253V254H195ZM239 253H240V251H239ZM245 253V252H244ZM1 254V255H2ZM93 254V253H92ZM233 254H230V256L231 255H233ZM235 254H237L236 252H235ZM242 254V253H241ZM1 255H0V258H1ZM12 255V254H11ZM89 255V254H88ZM96 255V254H95ZM100 255V254H99ZM102 255V254H101ZM192 255V254H191ZM239 255V254H238ZM238 255H236L237 256V259H236V257L234 256V258L237 260V262H238ZM6 256H4L5 258H6ZM13 256V255H12ZM93 257H94V255H92ZM105 256V255H104ZM240 256V255H239ZM263 256V255H262ZM8 257V256H7ZM99 257V259H100V257L101 256H98ZM98 257H95L96 259L98 258ZM193 257V256H192ZM232 257V256H231ZM230 257V258H231ZM10 258H11V256H10ZM9 258V259H10ZM13 258V257H12ZM11 258V259H12ZM102 258V257H101ZM104 258V257H103ZM103 258H102V262H103ZM227 258H228V256H227ZM242 258V257H241ZM240 258V259H241ZM8 259V260H9ZM10 259V260H11ZM73 259V258H72ZM105 260L106 259H108L107 258V256L104 258ZM109 259H110V257H109ZM232 260H233V258H231ZM3 260V259H2ZM7 259H4V261H6ZM113 260V259H112ZM190 260V259H189ZM195 260V259H194ZM235 260V261H236ZM117 261V260H116ZM234 261V262H235ZM11 262V261H10ZM108 262V261H107ZM190 262V261H189ZM196 262V261H195ZM213 262V261H212ZM240 262V261H239ZM243 262V261H242ZM1 263V262H0ZM12 263H13V261H12ZM217 263V262H216ZM228 263H229V261H228ZM17 264V263H16ZM108 264V263H107ZM197 264V263H196ZM232 264V263H231ZM242 264V263H241Z\"/></svg>",
  "mask_w": 264,
  "mask_h": 264
},
{
  "label": "crops",
  "instance_id": "0c3cea01",
  "mask_svg": "<svg viewBox=\"0 0 264 264\" xmlns=\"http://www.w3.org/2000/svg\"><path fill=\"white\" fill-rule=\"evenodd\" d=\"M256 93V98H260L259 100L258 99H255L253 98V102L258 105L260 108H261V102H264V91L263 92H255Z\"/></svg>",
  "mask_w": 264,
  "mask_h": 264
}]
</instances>
